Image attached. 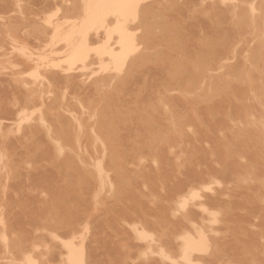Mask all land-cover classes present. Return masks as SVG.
Here are the masks:
<instances>
[{
  "label": "rangeland",
  "instance_id": "1",
  "mask_svg": "<svg viewBox=\"0 0 264 264\" xmlns=\"http://www.w3.org/2000/svg\"><path fill=\"white\" fill-rule=\"evenodd\" d=\"M6 1H8V0H4V2H5L4 3L3 0H0V5L3 6V7L0 6L1 7L0 8V100H1L0 101V119H1L0 120V165H1L0 166V217H1V221L3 220V224L0 223V226H1L0 227V237L2 238V239L0 238V248L2 246V251L0 250L1 251L0 252V264H36V263H32V262H37V261H38L37 264H67L66 258L68 257V252H69L68 251L69 250L68 245L73 244V246H74L75 244H79V242H82V243H80L81 246L75 245L74 247L80 249V247L83 246L81 249L83 251L85 250L84 251L85 253H83V251H82L83 261H85L84 264H89V263L90 264H96V263L97 264H99V263L100 264H102V263L103 264H146V263H148V264H153V263L154 264L155 263L156 264H165V263L176 264V263H178L179 264V262H180V264H185L186 260L183 259L182 255H181V254H183L182 250L185 246V244H184L185 241H183V243H182L180 240L181 237H178L183 233V231H184V234H182V237H183V238H181L182 240H184V235L186 237V233H188V235H190V236H193L195 234H198V236L199 235H203V236L206 235L204 237V240L206 238H207L206 240H208L207 243H206V240L204 241L205 247L203 246L200 249H198L199 251L202 249L205 253L202 252V250H201L202 253L201 252L198 253L199 251L195 252V253L193 252L192 257H193L194 261H196L195 264H199V262H200V264H264V225H263L264 224V171H263V169H264V143H263L264 142V128H263L264 127V103H263V100H264L263 99L264 98V91H263L264 90V86H263L264 85V73H263L264 72V68H263L264 67V60L263 59L264 58H263V56H264V54H262V53H264V25H263L264 24V13H261V12H264V0H263V2H262V0H255V2H253L254 0H252V1L251 0H232V2L230 0L231 3L229 2V0H227V1L224 0L225 2L222 0L221 1L220 0H197V2H195V0H187V2L185 0H170V1L169 0H145V2L140 6V9H139V19L136 22H132V24H130V29H131L132 33L134 35L136 34L135 36H137V38H138L137 41H138V49L139 50L136 51L134 56L132 54V56H130L129 59H127L128 61L125 60V62H124L125 65L122 66L121 69H119V70H122L124 68L121 71L122 73H119L120 71L116 70L114 68H109L108 69L109 71L104 70L102 68V63L97 58L98 56L95 57L96 54L94 51H91L92 54H90V59L88 60V62L86 63L85 66H81L80 64L76 65V67H75V65L70 66L65 59L66 58V52H64V51L67 48L66 43L64 41L59 40V39L55 40L54 37H53V40H51L52 39L51 34L53 36L55 34V31H54L55 26H61L62 31L66 32L69 30V27L72 26L75 22L79 23L80 20H82V18L84 16L85 0H79V1L75 0L76 3L73 0H69L70 2L68 0H45V1L44 0H29V2H28V0H11L12 2L10 0L8 2H6ZM42 1L44 2V4ZM82 1H83V3H82ZM189 1H190V4H192V5L189 4ZM39 2H41V3H39ZM72 2H74V4ZM181 2H182V4H181ZM194 2L196 5L194 4ZM7 3H8V5H7ZM148 3H149V5L151 4V6H149ZM153 3H155V4H153ZM260 3L262 4V6ZM11 4L14 6H12ZM187 4H188L189 8L191 7L190 10L185 8V7H187ZM207 4H208V6H205ZM251 4L254 7L253 10H252L253 7L251 6ZM21 5H22V7H21ZM179 5H182V6L179 7ZM39 6H41V7H39ZM59 6H60V10H59ZM69 6H72V7H69ZM215 6H216V8H215ZM249 6H251L252 8H250ZM24 7H25V10H24ZM28 7H30V8H28ZM36 7H38L39 9ZM161 7H162V9H161ZM181 7H183V8H181ZM47 8L49 10H51V9L52 10L49 12ZM149 8L151 9L150 10L151 12H149ZM154 8H156V9L154 10ZM209 8H210V10H209ZM255 8L258 10H256ZM261 8H262V10H261ZM147 9H148V11H147ZM160 9H161V11H160ZM176 9H177V12H176ZM182 9H186V10H182ZM218 9H219V11H218ZM61 10H62V12H61ZM168 10L170 11V13ZM173 10H174V12H173ZM220 10H221V12H220ZM237 10L238 11L241 10V11L238 12ZM249 10H251V12ZM159 11H160V14H159ZM236 11H237V13H236ZM227 12H228V14H227ZM241 12H242V14H241ZM26 13H29L32 15H29ZM64 13H67V14L64 15ZM184 13H185V17H186L185 20H184ZM47 14H49V15H47ZM169 14H172V15H169ZM225 14H227V15H225ZM38 15H40V16H38ZM167 15H169V16H167ZM222 15H223V18L221 17ZM239 15L240 16L246 15L247 17L246 16L240 17ZM182 16H183V18H181ZM261 16H262V18H261ZM76 17L78 19L77 21H75ZM142 17L144 20L142 19ZM170 17L173 20L170 19L168 21V19ZM16 18L18 20H20L21 23H20V21H17ZM203 18H204V20H206V22H204V20H202ZM33 19H35L36 21H34ZM198 19H199V21H197ZM221 19H224L225 22L223 20L221 21ZM241 20H243V21H241ZM261 20H262V22H260ZM192 21H193L194 25H193ZM244 21H245V23H244ZM38 22L41 25H38L37 24ZM114 22H115L114 18L110 17L108 19L107 26H113ZM187 22H189V23H187ZM202 22L205 24H203ZM34 23H36L37 25L36 24L34 25ZM196 23L198 24V27L195 26ZM258 23H259V25H258ZM46 24H48L50 26H48ZM8 25H10V26H8ZM15 25H17V26H15ZM42 25H43V27H42ZM167 25H168V27H167ZM186 25H187V28L189 30L191 28H193V29L196 28L195 29L196 33H195V31H193V29H192V33H191V30L189 33H187L188 29L185 28ZM189 25H190V27H189ZM192 25H193V27H192ZM205 25H207V26H205ZM240 25H241V27H240ZM244 25H245V27H244ZM28 26H29V28H28ZM220 26L223 28H219ZM208 27H209V29H208ZM213 27H215V29ZM217 27H218V29H217ZM225 27H227V28H225ZM228 27H230V28H228ZM2 29H3V31H2ZM203 29L205 30V32ZM211 29L213 30L214 34L212 33ZM231 29H233L234 31ZM104 31H106V30H101V33H100L101 36L99 38L95 37V35L93 36V38L91 37L90 43H91L92 47L103 42V39L106 36V32L103 33ZM200 31H201V33H200ZM215 32H217L218 34L216 33L217 34L216 35ZM256 32H257V34H256ZM204 33L206 34V36ZM190 34H192V35H190ZM182 35H184V38H182ZM207 35H209V36H207ZM218 36H219V38H218ZM220 36H221V38H220ZM191 37H193V38H191ZM232 37L235 39H233ZM179 38H181L182 40H180ZM217 38H218V40H216ZM189 39H191V40H189ZM192 39H195V41H197L196 44H194L195 41L194 40L192 41ZM209 39H211V40H209ZM246 39H247V41H246ZM184 40L186 41V43ZM57 41H60V43H58ZM209 41H211V42H209ZM7 42H8V44H7ZM41 42H43V43H41ZM114 42H115V39H114L113 43ZM180 42H182V43L184 42V43L182 44ZM201 42H203L202 45L204 47L203 46L201 47ZM221 43H224V44L221 45ZM52 44H54V45H52ZM186 44H187V47H186ZM55 45L57 47H55ZM139 45H141V47ZM227 45H229V46H227ZM232 45H235V46H232ZM245 45H246V47H245ZM176 47L178 50L176 49ZM217 47H219V48H217ZM222 47L223 48L225 47V48L223 49ZM227 47L228 48L230 47L231 50L228 49ZM184 48H185V50H184ZM226 48H227V51L229 50L228 52L225 51ZM257 48L259 51L257 50ZM179 49H181V50L179 51ZM200 49L201 50L203 49L202 52L200 51ZM215 49H216V51H214ZM61 50L63 51L62 53H60ZM182 50L184 51V53ZM193 51L196 53H194ZM206 52H208V54H205V56H203L204 53H206ZM235 52H237V54ZM252 52H254L253 55H252ZM200 53H202V54H200ZM215 53L217 56L211 55V54H215ZM166 54H168V55H166ZM187 54H189V55L192 54V55H194V57L192 58V56L191 57L189 55L187 56ZM255 54H257V55H255ZM170 55L173 56L174 59ZM180 55H182V56H180ZM224 55L226 56L225 59H224ZM154 56H156V57H154ZM199 56L201 59L199 58ZM255 56L256 57L259 56V57L256 59ZM167 57H168V59H167ZM181 57H183V58H181ZM221 57L223 60L221 59ZM161 58H163V59L161 60ZM171 58L174 60V62L172 61ZM215 58H216V60H215ZM261 58H263V59L261 60ZM164 59H165V61H164ZM183 59H184V61H183ZM191 59H193V60H191ZM209 59L211 62L206 61ZM242 59H243V61H242ZM258 59H260V60H258ZM175 60H176V62H175ZM187 60H188L189 64L187 63ZM41 61H43V63ZM51 61H53L55 64L54 63L52 64ZM182 61L184 64L182 63ZM216 61H219V62L215 63ZM162 62H164V64L166 62V64L164 65ZM205 62H207V63L205 64ZM201 63L202 64L204 63V64L201 66ZM214 63H215V65H214ZM235 63H236V65H235ZM47 64H48V66H47ZM89 64H90V66H89ZM167 64H168V67H167ZM9 65H10V67H9ZM52 65H54V66L56 65L55 66L56 68ZM171 65H173L174 67ZM198 65H199V67H198ZM211 65H212V67H214V69H213V71H211V70L208 71L207 68ZM97 66H99V67H97ZM164 66H165V68H164ZM144 67H145V69H144ZM183 67H185V68L183 69ZM256 67L258 69H256ZM98 68H99V71H97ZM132 68H134V69H132ZM181 68H182V70L178 71V69H181ZM200 68H201V70H200ZM110 69L113 70L114 72L112 71L113 72L112 73ZM187 69H188V71H187ZM225 69H227V70L225 71ZM229 69L232 71H230ZM75 70H76V72H75ZM87 70H89V71H87ZM184 70L186 71V73H184L185 72ZM252 70L254 71V73H252ZM95 71H97L99 74L95 73ZM197 71H198V73H197ZM228 71H230V72H228ZM93 72L96 74V76H94ZM148 72H149V74H146ZM176 72H177V74H176ZM199 72H200V74H199ZM239 72H240V74H239ZM8 73H10V74H8ZM53 73H55V74H53ZM140 73H141V76H140ZM223 73L224 74L227 73V74L224 76ZM137 74H138V76H137ZM210 74H212V77L210 76ZM237 74H238V76H237ZM7 75H9V76H7ZM38 75H40L39 77L40 78L42 77V79L45 77V79H44L45 81L41 80L39 77L37 78ZM144 75H146V76H144ZM180 75L183 77H180ZM196 75L198 76V78ZM83 76H84V79H83ZM169 76H171V77H169ZM173 76H175V77H173ZM221 76L224 78V80L222 79ZM140 77H143V78H140ZM167 77H169L170 79H168ZM172 77H173V79H172ZM177 77L179 79H177ZM220 77H221V79H220ZM47 78H49L50 80ZM185 78L186 79L188 78V79L186 80ZM250 78H252V79H250ZM36 79H37V81H35ZM139 79H140V82H139ZM239 79H242V81H240ZM125 80H127V81H125ZM212 80H214V81H212ZM220 80L223 82H221ZM197 81H198V83H196ZM199 81H201V82H199ZM208 81H209V83H208ZM215 81H217V83H214ZM227 81H228V83H227ZM257 81H259L258 82L259 84L257 83ZM262 81H263V83H262ZM42 82H43V84H42ZM127 82L128 83L130 82L129 83L130 86L127 85L128 84ZM141 82H142V84H141ZM179 82H182V83H179ZM245 82H246V84H245ZM1 83H3V84H1ZM64 83H66V84H64ZM154 83H156V84H154ZM205 83H207V84H205ZM184 84H185V86H184ZM13 85H14V87L16 86V88L18 87L17 90H16V88H13ZM161 85H163V86L161 87ZM193 85L197 88L193 87ZM241 85L244 87V89L242 88ZM248 85H250V86H248ZM123 86H125L126 89L123 88ZM142 86L144 88H142ZM259 86H260V88H259ZM71 87H72V89H71ZM77 87H78V89H77ZM116 87H117V89H116ZM157 87H158V89H157ZM132 88H135V89L131 90ZM171 88L174 90H172ZM230 88H231V90H230ZM252 88L254 90H252ZM168 89H170V91ZM14 90H16L17 92ZM20 90H22V91L20 92ZM87 90H89V91L87 92ZM103 90H105V92ZM136 90H137V92H136ZM145 90H147V91H145ZM248 90H250V91L252 90V91L249 92ZM83 91H86V92L83 93ZM126 91H127V93L129 92L128 95H127ZM130 91H131V93H130ZM150 91H151V93H150ZM224 92L226 93V95L224 94ZM21 93L23 94V98H22ZM60 93H61V95H60ZM68 93L72 96H70ZM77 93H80V96ZM104 93H105V95H103ZM141 93H143V94H141ZM228 93H229V95H228ZM5 94H7L8 96ZM84 94H86L87 96ZM165 94H166V96H165ZM9 95H11L12 97H9ZM167 95H168V97H167ZM172 95H173V97H172ZM244 95H245V97H247V99L244 98ZM247 95L250 97H248ZM65 96H66V98H65ZM89 96L90 97L92 96L94 98V100L92 98H90ZM106 96L108 97V102H107ZM110 96L112 97V99H109ZM222 96H226V97H222ZM62 97H64L65 100H63ZM119 97H120V99H119ZM154 97L157 99H154ZM130 98H131V100H130ZM138 98H139V100H138ZM169 98L172 101L171 100L169 101ZM8 99L11 101H8ZM33 99H34V101H33ZM127 99H129V101ZM217 99H219V100H217ZM245 99H246V102H245ZM58 100H59V102H58ZM94 101H96V102H94ZM123 101H124V103H123ZM140 101H141V103H140ZM105 102H106V104H105ZM157 102L160 103V105H162L163 108H161L162 106L160 107V105ZM171 102H173V104ZM189 102L190 103L193 102V103L191 105H189ZM40 103H41V105H40ZM59 103H60V105H59ZM111 103H113V104L110 105ZM136 103L140 106H138ZM186 103H188V104H186ZM200 103H202V104H200ZM242 103H244L243 108L241 106ZM43 104H46V105L43 106ZM128 104H129V106H128ZM2 105H3V107H2ZM116 105H118V106H116ZM123 105H124V107H123ZM51 106H53V107L49 108ZM80 106H83V107L81 108ZM104 106H105V108H104ZM119 106H121V107H119ZM144 106L146 109L144 108ZM176 106H178V108ZM186 106H187V108H189L188 110H187ZM198 106H200L201 109H199ZM39 107L40 108L42 107V108L40 109ZM130 107H132V108L134 107L133 110H131L132 108H130ZM137 107H139V108H137ZM175 107H176L177 111L175 110ZM190 107H192V108H190ZM228 107H229V109H228ZM37 108H39L40 111L36 110ZM196 108H198V109H196ZM250 108H251V110H250ZM18 109L21 111H18ZM53 109H56V110H53ZM139 109H140V111H139ZM157 109H158V112L156 113ZM160 109H162L161 115H160V113H161ZM185 109L187 110V113H186ZM244 109L247 111V113ZM30 110H31V113H30ZM77 110H79V111H77ZM85 110H88V112ZM130 110H131V112H130ZM189 110H191V112ZM199 110H200V112H199ZM41 111H42V113H41ZM120 111H121V113H120ZM23 112H25V113L28 112V114H24ZM32 112L35 115L31 116L30 114H32ZM44 112L47 115H45ZM107 112H110V113H108V115H107ZM150 112H151V114H150ZM55 113H56V115H55ZM59 113H61V114H59ZM147 113H149V114H147ZM243 113H245V115ZM41 114H42V116H41ZM69 114H71V115H69ZM74 114L76 115V117ZM154 114H155V116H154ZM216 114H218V115H216ZM253 114H254V116H253ZM29 115H30V117H29ZM37 115H39V116H37ZM152 115L154 116V118ZM172 115H174V116H172ZM212 115H213V117H212ZM15 116L16 117L19 116V118H16ZM22 116H24L26 119V121H24V123H23L24 117H22ZM151 116H152V118H151ZM158 116L160 117L159 118L160 120L158 119ZM236 116H240L239 119L236 118ZM31 117H32V119H31ZM50 117H52V118H50ZM92 117H97V118H92ZM104 117H106V118H104ZM120 117H123V118H120ZM155 117H156V119H155ZM170 117L171 118L174 117V118L171 119ZM189 117L191 119L193 118V120L187 121L188 119H185V118H189ZM231 117H232V119H231ZM22 118H23V120H22ZM29 118H30V120H29ZM73 118H75V119L78 118V120H76V121H77V123H81V125L80 124L78 125L77 123H75L74 122L75 120ZM40 119H41V122H39ZM61 119H63V120H61ZM120 119H122V120H120ZM144 119L146 120L145 122H144ZM42 120L45 121L44 123H45V125L47 124L46 126L45 125L42 126V124H41V123H43ZM101 120H103L104 122H102ZM116 120L119 122L118 124H120V125L117 126ZM158 120H159V122H158ZM183 120H186V121H184L185 122L184 124H182ZM19 121H20V124H17ZM28 121H30V122L28 123ZM61 121H62V123H61ZM124 121H126V122L124 123ZM151 121L153 124L151 123ZM149 122H150V124H149ZM188 122H190V123H188ZM193 122H194V124H193ZM65 123H67V126ZM143 123L148 127L144 126ZM187 123H188V125H187ZM195 123L198 124V127L200 129H198V127ZM21 124H22V126H21ZM124 124L127 126H124ZM133 124H134V126H133ZM185 124H186V126H185ZM18 125L20 126L19 128H21V130L18 129L20 132L17 131ZM141 125H143L144 127ZM149 125H151V126L154 125L155 127L154 126L151 127ZM183 125L185 126L186 129L184 128ZM214 125H216V126H214ZM24 126H26V128ZM79 126L82 129H80ZM158 126H160V127H158ZM113 127H115V128H113ZM122 127H123L124 131H123ZM230 127H231V129H230ZM253 127L255 128V130ZM2 128H3V130L4 129L5 130L3 131ZM67 128H69V129H67ZM92 128L94 129V131L92 130ZM148 128H150V129H148ZM157 128H158V130H157ZM161 128H162V130H160ZM166 128H168L169 130ZM188 128L191 130L189 131ZM247 128L250 130H248ZM259 128H260V130H259ZM32 129L34 130V132L32 131ZM56 129H58V130H56ZM152 129H154L156 131H154V130L152 131ZM220 129L224 130V131L222 132ZM49 130L51 132H49ZM111 130L112 131L114 130V132L112 133ZM134 130H135V132H134ZM198 130H200V131H198ZM109 131L111 132V134ZM115 131L116 132L119 131L120 136L118 135V132L116 134ZM125 131H126V133H125ZM132 131L134 132L135 135L132 134L133 133ZM196 131L199 133H197ZM217 131H218V133H217ZM121 132H123V133H121ZM140 132H142V134ZM144 132H146V133L144 134ZM156 132L158 135H156ZM188 132H190V134H188ZM205 132L209 133L210 135L205 133ZM225 132H227V133H225ZM222 133H224V134H222ZM35 134H36V136H35ZM38 134L40 136H37ZM184 134H186V135L184 136ZM211 134H212V136H211ZM213 134L216 137H214ZM16 135H17V137H16ZM22 135H24V136H22ZM105 135H107V137H105ZM114 135L115 136L118 135V136L114 137ZM142 135L145 136L143 139H142V137H143ZM147 135H148V138L146 137ZM150 135L153 137H151ZM50 136H51V138H50ZM229 136H232V137H229ZM33 138L34 139L36 138V140H34ZM115 138H117V139H115ZM186 138H187L188 142L186 141ZM192 138L194 139V142H193ZM196 138L197 139L200 138V139L197 141ZM216 138L221 139L224 142L223 143L220 142L221 140L217 141ZM231 138H232V140H231ZM131 139H132V141H131ZM145 139H146V142L144 141ZM165 139L168 141H166ZM53 140H55L56 142L53 143ZM104 140H105V142H104ZM136 140L138 142H140V144ZM163 140H165V142H168V143L167 144L163 143L162 142ZM179 140H181V141H179ZM233 140H234V142H233L234 145L232 144ZM19 141L21 142V144ZM200 141H202V146H201ZM9 142H11L10 144H12V145H10ZM30 142H31V145L29 144ZM58 142L60 143V145H58ZM77 142L80 145L81 152L79 150V145ZM114 142H116V143H114ZM128 142H131V143L128 144ZM134 142H136V143H134ZM15 143H16V146L13 145ZM33 143H35V145ZM43 143H44V145H42ZM161 143H163V145L166 144L167 146L166 145H164V147H163V145L159 146V144L161 145ZM183 143L185 145H183ZM47 144H48L49 148H48ZM115 144H116V146H114ZM142 144H143V146H142ZM169 144L172 146H170ZM215 144L218 147V148L216 147L217 149L215 148ZM219 144H220V147H219ZM28 145H30L29 146L30 148H28ZM57 145L61 146L60 151L58 149L60 147H58ZM119 145H121V146H119ZM137 145H138V147H137ZM190 145H191V149H190ZM198 145L201 148L200 151L198 150L199 149ZM212 145L217 151L214 148H212ZM112 146H114V147H112ZM203 146H204V149H202ZM15 147H17V149ZM19 147H20V149H19ZM123 147H124L125 151L123 150ZM14 148L16 150H13ZM43 148H45V149H43ZM159 148H160V151L158 150ZM35 149H36V152H35ZM42 149L46 154L42 151ZM85 149L87 152L85 151ZM163 149L164 150L167 149V151H164ZM170 149H171V151H170ZM18 150H20V151H18ZM21 150L24 152H22ZM45 150H47V151H45ZM207 150H209V151L207 152ZM50 151H52L53 153H50ZM220 151H222V152H220ZM37 152H39V153L43 152L44 154L41 153L42 155L40 154L41 155L40 156L39 154H37ZM47 152H49V153H47ZM128 152L130 153V155ZM153 152H154V155H153ZM201 152L204 154L202 155ZM216 152H218V153H216ZM103 153L106 154L104 159L102 157ZM132 153H134V154L132 155ZM188 153H189V155H188ZM205 153H206V155H205ZM215 153H216V157H215ZM160 154H162L161 157H159ZM194 154H195V156H194ZM1 155H2V158H1ZM23 155H24V157H23ZM43 155L44 156L46 155V156L44 157ZM196 155H198L199 157L196 158ZM204 155H205V157L203 158L202 156H204ZM221 155H223V156L221 157ZM133 156H136L135 160H134ZM217 156H219V159ZM21 157L23 158L22 160H20ZM41 157L43 160L41 159ZM121 157L123 159L125 158V161ZM171 157H172V159H171ZM200 157H201V159L206 160L207 162L201 160ZM30 158H31V160H30ZM37 158H38V161H37ZM161 158H163V159H161ZM183 158H186V159H183ZM1 159H2V161H1ZM72 159H74V160H72ZM137 159H138V161H137ZM181 159H182V161H181ZM194 159H196V160L200 159L199 164L196 163L197 161L194 162ZM217 159H218V161H217ZM222 159H223V161H221ZM44 160H46V161H44ZM98 160H100V161H98ZM236 160H238V161H236ZM34 161H36V162H34ZM102 161L104 163H102ZM213 161H215V162H213ZM17 162H18V164H17ZM98 162L101 163L100 164V165H102L101 168H99L100 165ZM105 162H106V166H105ZM147 162H149L148 163L149 166H148ZM163 162L164 163L166 162V163L162 164ZM172 162H174V163H172ZM205 162H206V165L208 163L207 168H206ZM233 162H234V164L237 162L238 163L232 167L233 164H231V163H233ZM72 163H74V164H72ZM218 163L223 164V165H219ZM22 164H24V165H22ZM121 164L123 166H120ZM134 164H137V165H134ZM161 164L165 165V167L161 166ZM212 164L214 165L216 170H214V167L212 166ZM14 165L16 167H14ZM145 165L148 167H145ZM171 165H173L176 170H174V167H172ZM20 166H22V167L20 168ZM43 166H46L47 169L44 168ZM78 166H79V168H78ZM150 166H152V167H150ZM158 166H159V168H158ZM168 166H169V169H168ZM225 166L228 168H226ZM103 167H104V169H103ZM105 167H108V169ZM188 167H190L191 169ZM193 167H194V169H192ZM201 167H202V169H201ZM97 168L100 169L98 171H100L99 173L101 175H99L98 171H96ZM125 168H127V169H125ZM195 168H197V170H195ZM229 168H231L230 171H229ZM78 169L80 171H78ZM81 169H82V171H81ZM101 169H103L102 170L103 174L101 173ZM123 169H125V171L126 170H128V171L124 172ZM160 169H163V170H160ZM19 170H22V171L19 172ZM40 170H42L43 172H41ZM134 170H135V172H134ZM148 170H150V171L148 172ZM153 170H154V173H153ZM166 170L168 173L166 172ZM179 170L181 171L182 174L180 173ZM191 170L194 174L191 172ZM193 170H195V171H193ZM213 170L215 171L214 173H213ZM217 170H218V172H217ZM32 171H34V172L32 173ZM38 171H40V172H38ZM45 171L48 172V173H46L47 177H45V175H46ZM200 171H202L203 174ZM35 172H36V174H35ZM51 172H52V174H50ZM144 172H145V174H144ZM225 172H228L229 174H226ZM261 172L263 174H261ZM16 173L17 174L19 173L18 176ZM53 173H56L57 177ZM68 173H69V175H68ZM146 173H148V175ZM158 173H159V175H158ZM185 173L187 174V176L184 175ZM191 173H192L193 177H195V178L197 177V179L193 178L194 179L193 182H192V176L190 175ZM27 174H28V176H27ZM37 174L40 176L39 178H37V176H38ZM77 174H78V176H77ZM131 174H133V175H131ZM175 174H177V176ZM49 175L52 178V180H50V181H49ZM98 175L100 177L102 175H104V180H106V182L103 180V176H102V181H101L102 184H100L101 178L98 177ZM130 175L132 176V180H131ZM162 175H164V176H162ZM194 175H196V176H194ZM13 176H16V177L13 178ZM109 176H110V178H109ZM178 176H180V178L182 180V184H183V181L184 182L187 181V182H185V185L184 184L181 185V182H180V179ZM189 176H190V178H189ZM220 176H221V179H220ZM41 177L45 178V179H42ZM82 177H84V178H82ZM121 177H124V178L122 179ZM227 177H229V178H227ZM72 178H74V179H72ZM77 178H78V180H76V182H75V179H77ZM141 178H142V180H141ZM222 178H224V180ZM54 179H55V181H54ZM69 179H71V180L69 181ZM143 179L144 180L146 179V181L144 182ZM203 179L204 180L207 179V180H205L206 183H203L204 182ZM18 180H20L19 181L20 183H18L19 185H17ZM29 180H31V182ZM82 180L84 181V183L82 182ZM118 180H119V182H118ZM159 180L161 181V183ZM178 180L180 183L177 182ZM188 180H190L191 182L189 181V183H188ZM198 180H199V182L197 183ZM214 180H217L218 183L217 182L215 183ZM14 181L16 182V184H13V183H15ZM175 181L177 184L175 183ZM22 182L24 185L22 184ZM71 182L73 184H71ZM81 182H82V184H81ZM123 182L125 183V186H124ZM134 182H136V183H134ZM213 182H214V184H213ZM11 183L13 184L12 186H14V187L9 188V186H10L9 184H11ZM106 183H108V185ZM178 183L180 185L179 187H178ZM110 184H111V186H110ZM126 184H127V186H126ZM15 185H17V186H15ZM27 185H28V187H27ZM46 185H48L49 187H47ZM63 185H65L64 186L65 188L62 187ZM159 185H160V187H158ZM165 185H166V187H164ZM194 185H195V187H193ZM231 185H233V186H231ZM18 186H19V188H18ZM103 186H105V190L103 188V191H102V189L100 187H103ZM132 186H133V188H132ZM154 186L156 189L154 188ZM203 186H204V188L201 189V187H203ZM208 186H210V187L208 188ZM245 186H246V188H245ZM15 187H17L19 190H16L17 188H15ZM55 187L58 190H56ZM134 187H136V188H134ZM43 188L44 189L46 188V189L44 190ZM98 188H100L101 192H103V193L99 192L100 189H98ZM125 188H126V190H125ZM147 188H149V189H147ZM255 188H256V192L254 190ZM242 189H243V191H242ZM148 190H150V192ZM197 190H199V192ZM223 190L225 191V193ZM38 191H41V192H38ZM49 191H50V193H48ZM110 191H111V194H110ZM112 191H113V193H112ZM131 191H132V194H131ZM151 191L152 192L154 191V192L152 193ZM190 191H191V195L189 193ZM210 191H211V193H210ZM244 191H245V194H244ZM18 192H19V194H18ZM53 192L55 194H52ZM125 192H128V193H125ZM99 193H101V194H99ZM162 193L163 194L167 193V195H163ZM198 193H199V196H197ZM246 193L248 194V196ZM20 194H22L21 198H20L21 200L19 199ZM146 194H147V196H146ZM158 194H160V195H158ZM187 194H188V196H187ZM236 194L239 196H237ZM249 194H251V195H249ZM9 195L11 196V198L9 197ZM95 195L98 196V197H96V200H94ZM193 195H194V197H193ZM195 195L197 198H200V199H196ZM234 195H236V196H234ZM27 196L29 199L27 198ZM34 196H36V197H34ZM38 196H40L39 198L42 199L41 201L37 200ZM69 196L71 197V199ZM72 196L74 197V199ZM120 196L125 197V198H122ZM126 196L128 198H126ZM8 197L11 200H9ZM23 197H25V198H23ZM30 197L31 198L34 197V198L30 199ZM76 197H78L79 199L77 200ZM131 197H132V199H131ZM180 197H184V199L182 198V200H181ZM189 197H193L195 199L192 200V198H189ZM22 198H23V200H22ZM35 198H36V202H35V200H33ZM61 198H62L63 202H62ZM133 198L135 199L134 200L135 202L133 201ZM186 198H188V199H186ZM12 199L15 201V206H12V204L14 205V202H12L13 201ZM48 199H49V201H48ZM59 200H61V201H59ZM105 200H107V202H109V203H107ZM129 200H131V201H129ZM187 200H189V201L186 203L185 201H187ZM75 201H77V202H75ZM113 201H115V203H113ZM179 201H180V205L184 206L185 209L184 208L179 209V207L180 208L182 207V206L178 205ZM27 202H28V204L25 205ZM73 202L76 204H74ZM131 202L135 203V205L133 204V206H132ZM195 202H197V204ZM141 203L144 204L143 205L144 207L143 206L141 207V205H142ZM33 204H36V205H33ZM115 204H116V206H115ZM129 204H130V207H129ZM28 205L30 207H28ZM110 205H111V207H110ZM25 206L28 207L27 210H26ZM31 206H33V207H31ZM80 206H83V207H80ZM84 206H85L86 210H84ZM112 206H113V208H112ZM126 206L129 208H127ZM198 206H203V208H200L201 211H200V209H198ZM232 206H233V208H231ZM45 207L47 209H49L50 211L47 210ZM78 207H80V209ZM120 207H121V210H120ZM251 207H252V209H251ZM255 207H257V208H255ZM68 208H70V209H68ZM99 208L102 209L103 211L99 210ZM122 208L123 209L125 208L123 210V212L126 215L125 214L123 215ZM144 208L147 210V213H146V210ZM150 208H152V209H150ZM30 209H32V210H30ZM73 209H74V211L71 212V210H73ZM107 209H109V210H107ZM148 209L150 210V212H148ZM155 209H156V211H155ZM204 209L207 211H205ZM254 209L257 211H255ZM19 210H20V213L18 214ZM22 210H25V211L22 212ZM33 210H34V213L32 214ZM46 210H47V214H46ZM75 210H76V212H75ZM125 210H126V212H125ZM127 210H128V212H127ZM151 210H153L154 212H151ZM174 210H176V211H174ZM10 211H12V212L10 213ZM110 211H111V213H110ZM192 211H194V212H192ZM208 211L212 212L211 215H213L215 212L214 215H216V217H214V215H213V217L216 218L215 224H213L214 222H213V220H211L212 217L209 216L210 212L208 213ZM103 212H104V215H103ZM129 212H130V214H129ZM197 212H199L200 214ZM22 213H24V214H22ZM42 213H44V214H42ZM79 213H81V214H79ZM153 213H154V215H152ZM3 214H4V216L2 217ZM21 214L24 217H20ZM34 214H35V216H34ZM39 214H40V216H39ZM131 214H133V215H131ZM155 214H156V216H155ZM157 214H158V216H157ZM207 214H209V215L207 216ZM17 215H18V217H17ZM75 215H77L79 217L77 218V216H75ZM108 215H110V216H108ZM127 215L131 216V218L128 217ZM28 216H29V218H28ZM32 216H34V217H32ZM65 216H66V219H65ZM125 216H126V218H125ZM248 216H249V218H248ZM11 217H12V219L17 218L18 221L16 220V222H15V220H13L14 223H16V225L13 222H11L12 221ZM54 217H56V218L54 219ZM67 217H69V218H67ZM71 217L73 219H71ZM30 218H32V220L33 219L34 220L31 221ZM60 218H61V221H63V222H61L59 220ZM122 218H124V219H122ZM195 218H196V220H195ZM243 218H245V220L248 219V221L247 220L245 221ZM57 219L59 221H56ZM68 219H69V221H68ZM96 219H97V221H95ZM207 219H210L212 221V224H210L211 221H210V223H208L209 220L207 221ZM22 220H25L24 221L25 223ZM79 220H82V221H79ZM102 220H104V221H102ZM116 220H117V222H116ZM202 220H204V222H203L204 227H202L203 226ZM257 220L260 222V224L262 226H259L260 224H258V226L255 225V224L259 223ZM260 220H263V221H260ZM20 221H21V223H20ZM37 221H39V222H37ZM200 221H201V223H200ZM214 221H215V219H214ZM249 221H251L252 223ZM261 222H263V224ZM31 223H32V225H31ZM53 223L55 224V227H54ZM64 223H67V224L64 225ZM93 223H94V225H92ZM150 223H151L152 227L149 226ZM193 223L195 225H193ZM17 224H20V225H17ZM68 224H70V226ZM84 224H86V225L84 226ZM110 224H113V225L111 226ZM21 225H22V227H21ZM47 225H48V227H47ZM131 225L133 228L129 227ZM186 225L189 228H187ZM10 226H11V228H10ZM24 226L27 228L28 233L26 232V230H24V228H25ZM40 226H42V227H40ZM58 226H60V227H58ZM199 226H201L200 231L198 230ZM13 227H14V229H13ZM56 227L59 228L58 229L59 231L57 230ZM65 227H66V229H68V228L69 229L64 230L63 228H65ZM85 227L88 229V231H85V229H86ZM167 227L170 229H168ZM177 227H178V229H177ZM193 227H194V229H197L200 232V234L196 230H195L196 233L194 234ZM8 228H10V229H8ZM18 228H20V229H18ZM125 228H127L128 230L130 229L129 231L131 233L129 232L130 233V234L128 233L129 235L127 234L128 230ZM134 228L137 230H135ZM149 228H152V229L150 230ZM157 228H159V229H157ZM83 229H84V232H83ZM106 229H107V231H110V233L107 232ZM132 229H134L138 233L137 232L133 233L135 231L134 230L132 231ZM142 229H143V231H142ZM179 229L181 231H179ZM202 229H203V232H201ZM53 230H57V231H53ZM121 230H125L126 233L124 231H121ZM256 230L258 232H256ZM24 231H25V233H24ZM30 231H32V232H30ZM76 231H77V233H76ZM118 231H119V233H118ZM144 231H145V235H144ZM176 231L178 232L177 234H176ZM204 231L206 232V234ZM7 232H9V233H7ZM52 232H54V233H52ZM87 232H88V234H87ZM2 233H5V234H2ZM26 233L27 234L31 233V235L30 234L26 235ZM120 233H122V234H120ZM123 233H125V234H123ZM53 234L54 235L57 234V235H55V237L59 236V237H61V239H59V237L55 238ZM81 234L85 235V237L83 238L84 244H83V240L81 241V239H80ZM98 234H100L101 238ZM106 234H107V236L105 237L104 235H106ZM138 234H140V236L142 235L143 237H145V238L142 237L143 239H146V240L148 239L147 242L145 240H143L141 237H139ZM249 234H250V236H249ZM2 235L5 237L7 236L6 238H4V239L8 240V241L6 240L7 242L5 240H3ZM24 235H26V238H24L25 237ZM90 235L92 236V239H91ZM146 235H147V237H146ZM27 236L28 237L31 236V237L28 238ZM32 236H35L34 239ZM39 236H40V238H39ZM43 236H45V237H43ZM72 236L76 238V240L73 239L74 243L72 240H71L72 242L70 240H67V241L65 240V239L73 238ZM110 236L114 239H112ZM136 236H138V240H137ZM18 237H19V239H18ZM102 237L107 238V239L103 240ZM175 237H177L179 239H176ZM193 237H196V235ZM35 238H37V239H35ZM78 238H79V240H77ZM81 238H82V236H81ZM85 238H86V240H85ZM95 238H96V241H95ZM108 238L109 239L111 238L112 240L111 239L109 240ZM139 238H141L143 241H141V239L139 241ZM23 239H25L26 241ZM27 239H30V240L27 241ZM89 239H90V241H89ZM98 239H101V241ZM62 240H63L64 245L67 242H71V244L67 243L68 249H67L66 245L63 246V244H61ZM117 240H118V243H120V244H117ZM166 240H168V241H166ZM4 241H5V243H4ZM40 241H41V243H40ZM150 241H151V243H149ZM15 242L17 244L13 245ZM111 242H112V244H110ZM161 242H163V243H161ZM166 242H167V244H166ZM3 243L5 244V246ZM108 243H109V245H108ZM172 243H173L174 247L171 246ZM85 244H86V246H85ZM139 244H140V246H139ZM181 244H182V246H181ZM113 245L116 246L115 247L116 249L114 248ZM25 246H29V247H25ZM109 246H111L112 248L111 247H110L111 249L108 248ZM179 246H180V248L181 247H183V248L180 249ZM172 247H173V249H171ZM27 248H28V250L26 251ZM30 248H31V250H29ZM37 248H39V249H37ZM97 248H98V250H97ZM106 248H108L110 250V252L112 250H114V251L111 252L112 254H109L110 252H108L109 250ZM150 248H151V250H150ZM146 249L148 250V252ZM86 250H87V253H86ZM161 250L164 251L165 253L162 252ZM44 251L46 252L45 254H43ZM95 251H98V252H96V254H95L94 253ZM100 251L101 252L103 251L101 255H100V253H101ZM115 251H117V253ZM149 251H152L155 254H153V253L150 254ZM17 252H18V254H17ZM104 252L106 254H104ZM141 252L142 253L144 252L143 254L146 257H143V254H139ZM159 252L163 256L167 253L170 255V257H168L169 255L166 254L163 258L160 255L161 256V258H160V256L157 255ZM10 253H12V254H10ZM34 253H35V255H34ZM83 254H85V255H83ZM64 255H67V257ZM97 255L100 256V258ZM110 255L112 256V258ZM203 255H205V256H203ZM61 256H62V258H61ZM101 256L108 258V262H106L107 261L106 258H104V259L102 258L104 261L103 262L101 259ZM31 257L33 260L31 259ZM84 257H85V260H84ZM117 257H118V260H117ZM154 257L156 258V260ZM165 257L166 258L168 257L170 261H168V258L166 259ZM177 257L179 260L177 259ZM239 257H240V259H239ZM170 258H174V259L172 260ZM206 258H208V260ZM210 258H212V259L210 260ZM163 259H165V260H163ZM176 259L178 262L175 261ZM203 259H204V261H203ZM20 261H22V263ZM186 264H188V263L186 262Z\"/></svg>",
  "mask_w": 264,
  "mask_h": 264
},
{
  "label": "bare ground",
  "instance_id": "2",
  "mask_svg": "<svg viewBox=\"0 0 264 264\" xmlns=\"http://www.w3.org/2000/svg\"><path fill=\"white\" fill-rule=\"evenodd\" d=\"M8 1H9V0H8ZM8 1H6V2H8ZM10 1H11V0H10ZM44 1H45V0H44ZM68 1H69V0H68ZM73 1H75V0H73ZM76 1H77V0H76ZM76 1H75V3H76ZM78 1H79V0H78ZM169 1H170V0H169ZM185 1L187 2V0H185ZM185 1H184V2H185ZM220 1H221V0H220ZM222 1H224V0H222ZM226 1H227V0H226ZM251 1H252V0H251ZM251 1H250V2H251ZM3 2H4V0H3ZM11 2H12V1H11ZM11 2H10V3H11ZM28 2H29V0H28ZM42 2H43V1H42ZM69 2H70V1H69ZM69 2H68V3H69ZM144 2H145V0H85V3H84V16H83L82 20H80L79 23H78V22H77V23L75 22L72 26L69 27V30L66 31V32L62 31L61 26H55V30H54V31H55V34H54V36L51 34V36H52V39H51V40H53V37H54L55 40H56V39H57V40L59 39V40L64 41V42L66 43V47H67V48H66L65 51H64V52H66V58H65V59H66V61L68 62V64H69L70 66H74V65H75V67H76V65H78V64H80L81 66H85L86 63L88 62V60L90 59V54H92L91 51H94L95 54H96L95 57L98 56L97 58H98V59L100 60V62L102 63V68H103L104 70L109 71V70H108L109 68H114V69H116V70H119V69L122 68V66L125 65V63H124L125 60L129 59V57L132 56V54H133V56H134V54L136 53V51L139 50V49H138V41H137L138 38H137V36H135L136 34L134 35V34L132 33V31H131V29H130V24H132V22H136V21L139 19V9H140V6H141ZM159 2H160V1H159ZM161 2H162V1H161ZM182 2H183V1H182ZM182 2H181V4H182ZM195 2H197V0H195ZM195 2H194V4H195ZM224 2H225V1H224ZM224 2H223V3H224ZM229 2H230V0H229ZM231 2H232V0H231ZM231 2H230V3H231ZM236 2H237V1H236ZM241 2H242V1H241ZM250 2H249V3H250ZM253 2H255V0H254ZM262 2H263V0H262ZM4 3H5V2H4ZM26 3H27V2H26ZM39 3H41V2H39ZM48 3H49V2H48ZM56 3H57V2H56ZM66 3H67V2H66ZM72 3L74 4V2H72ZM82 3H83V1H82ZM150 3H151V2H150ZM192 3H193V2H192ZM207 3H208V2H207ZM213 3H214V2H213ZM13 4H14V3H13ZM15 4H16V3H15ZM18 4H19V3H18ZM43 4H44V2H43ZM153 4H155V3H153ZM189 4H190V1H189ZM197 4H198V3H197ZM253 4H254V3H253ZM260 4H261V3H260ZM260 4H259V5H260ZM2 5H3V4H2ZM4 5H5V4H4ZM7 5H8V3H7ZM11 5H12V4H11ZM29 5H30V4H29ZM75 5H76V4H75ZM78 5H79V4H78ZM148 5H149V3H148ZM148 5H147V6H148ZM161 5H162V4H161ZM185 5H186V4H185ZM185 5H184V6H185ZM190 5H192V4H190ZM195 5H196V4H195ZM0 6H1V5H0ZM12 6H14V5H12ZM55 6H56V5H55ZM57 6H58V5H57ZM73 6H74V5H73ZM144 6H145V5H144ZM149 6H151V4H150ZM155 6H156V5H155ZM177 6H178V5H177ZM180 6H182V5H179V7H180ZM205 6H208V4L205 5ZM251 6L253 7L252 4H251ZM251 6H249V7L252 8ZM254 6H255V5H254ZM261 6H262V4H261ZM1 7H3V6H1ZM1 7H0V8H1ZM8 7H9V6H8ZM10 7H11V6H10ZM21 7H22V5H21ZM26 7H27V6H26ZM32 7H33V6H32ZM32 7H31V8H32ZM39 7H41V6H39ZM46 7H47V6H46ZM63 7H64V6H63ZM69 7H72V6H69ZM159 7H160V6H159ZM179 7H178V8H179ZM238 7H239V6H238ZM28 8H30V7H28ZM36 8H38V7H36ZM44 8H45V7H44ZM151 8H152V7H151ZM181 8H183V7H181ZM185 8H187V9H189V10L191 9V7H190V8L188 7V4H187V7H185ZM215 8H216V6H215ZM219 8H220V7H219ZM225 8H226V7H225ZM256 8H257V7H256ZM256 8H255V9H256ZM258 8H259V7H258ZM10 9H11V8H10ZM38 9H39V8H38ZM47 9H48V8H47ZM57 9H58V8H57ZM145 9H146V8H145ZM152 9H153V8H152ZM155 9H156V8H154V10H155ZM157 9H158V8H157ZM161 9H162V7H161ZM161 9H160V11H161ZM167 9H168V8H167ZM174 9H175V8H174ZM202 9H203V8H202ZM206 9H207V8H206ZM230 9H231V8H230ZM241 9H242V8H241ZM253 9H254V7L252 8V10H253ZM24 10H25V7H24ZM42 10H43V9H42ZM51 10H52V9H51ZM51 10L48 9L49 12H50ZM59 10H60V6H59ZM62 10H63V9H62ZM62 10H61V12H62ZM150 10H151V9L149 8V12H151ZM154 10H153V11H154ZM169 10H170V9H169ZM169 10H168V11H169ZM182 10H186V9H182ZM209 10H210V8H209ZM242 10H243V9H242ZM256 10H258V9H256ZM261 10H262V8H261ZM28 11H29V10H28ZM147 11H148V9H147ZM160 11H159V14H160ZM179 11H180V10H179ZM179 11H178V12H179ZM187 11H188V10H187ZM218 11H219V9H218ZM237 11H238V10H237ZM237 11H236V13H237ZM240 11H241V10H240ZM240 11H238V12H240ZM249 11L251 12V10H249ZM10 12H11V11H10ZM26 12H27V11H26ZM72 12H73V11H72ZM171 12H172V11H171ZM173 12H174V10H173ZM176 12H177V9H176ZM220 12H221V10H220ZM3 13H4V12H3ZM7 13H8V12H7ZM53 13H54V12H53ZM55 13H56V12H55ZM70 13H71V12H70ZM77 13H78V12H77ZM147 13H148V12H147ZM147 13H146V14H147ZM169 13H170V11H169ZM213 13H214V12H213ZM215 13H216V12H215ZM243 13H244V12H243ZM261 13H264V12H261ZM8 14H9V13H8ZM23 14H24V13H23ZM26 14H29V13H26ZM65 14H67V13H64V15H65ZM227 14H228V12H227ZM227 14H225V15H227ZM241 14H242V12H241ZM5 15H6V14H5ZM29 15H32V14H29ZM29 15H28V16H29ZM47 15H49V14H47ZM51 15H52V14H51ZM73 15H74V14H73ZM169 15H172V14H169ZM169 15H167V16H169ZM176 15H177V14H176ZM210 15H211V14H210ZM219 15H220V14H219ZM261 15H262V14H261ZM2 16H3V15H2ZM16 16H17V15H16ZM20 16H21V15H20ZM20 16H19V17H20ZM34 16H35V15H34ZM38 16H40V15H38ZM69 16H70V15H69ZM75 16H76V15H75ZM78 16H79V15H78ZM173 16H174V15H173ZM180 16H181V15H180ZM237 16H238V15H237ZM239 16H240V15H239ZM241 16H244V17H245L246 15H241ZM241 16H240V17H241ZM12 17H13V16H12ZM12 17H11V18H12ZM35 17H36V16H35ZM70 17H71V16H70ZM110 17H113V18H114V21H115V22H114V25H113V26H107V22H108V19H109ZM162 17H163V16H162ZM171 17H172V16H171ZM171 17L168 19V21H169L170 19H172ZM175 17H176V16H175ZM221 17L223 18V15H222ZM221 17H220V18H221ZM240 17H239V18H240ZM246 17H247V16H246ZM258 17H259V16H258ZM25 18H26V17H25ZM73 18H74V17H73ZM154 18H155V17H154ZM181 18H183V16H182ZM211 18H212V17H211ZM220 18H219V19H220ZM261 18H262V16H261ZM261 18H260V19H261ZM16 19H17V18H16ZM36 19H37V18H36ZM142 19H143V17H142ZM166 19H167V18H166ZM176 19H177V18H176ZM185 19H186V17H185V13H184V20H185ZM241 19H242V18H241ZM33 20L36 21L35 19H33ZM37 20H38V19H37ZM68 20H69V19H68ZM71 20H72V19H71ZM77 20H78V19H77V17H76V20H75V21H77ZM143 20H144V19H143ZM172 20H173V19H172ZM202 20H204V18H203ZM222 20L224 21V19H221V21H222ZM228 20H229V19H228ZM245 20H246V19H245ZM17 21H20V20L17 19ZM34 21H33V22H34ZM38 21H39V20H38ZM50 21H51V20H50ZM65 21H66V20H65ZM111 21H112V20H111ZM197 21H199V19H198ZM218 21H219V20H218ZM241 21H243V20H241ZM13 22H14V21H13ZM13 22H12V23H13ZM15 22H16V21H15ZM22 22H23V21H22ZM43 22H44V21H43ZM181 22H182V21H181ZM204 22H206V20H204ZM208 22H209V21H208ZM224 22H225V21H224ZM246 22H247V21H246ZM260 22H262V20H261ZM1 23H2V22H1ZM20 23H21V21H20ZM51 23H52V22H51ZM53 23H54V22H53ZM111 23H112V22H111ZM187 23H189V22H187ZM192 23H193V21H192ZM197 23H198V22H197ZM197 23H196L195 26L198 27V24H197ZM199 23H200V22H199ZM202 23H203V22H202ZM220 23H221V22H220ZM240 23H241V22H240ZM244 23H245V21H244ZM35 24H36V23H34V25H35ZM37 24H38V25H41L39 22H38ZM37 24H36V25H37ZM44 24H45V23H44ZM203 24H205V23H203ZM203 24H202V25H203ZM208 24H209V23H208ZM226 24H227V23H226ZM246 24H247V23H246ZM246 24H245V25H246ZM46 25H48V24H46ZM162 25H163V24H162ZM193 25H194V23H193ZM193 25H192V27H193ZM209 25H210V24H209ZM221 25H222V24H221ZM245 25H244V27H245ZM258 25H259V23H258ZM258 25H257V26H258ZM263 25H264V24H263ZM8 26H10V25H8ZM15 26H17V25H15ZM25 26H26V25H25ZM25 26H24V27H25ZM48 26H50V25H48ZM200 26H201V25H200ZM205 26H207V25H205ZM222 26H223V25H222ZM224 26H225V25H224ZM42 27H43V25H42ZM167 27H168V25H167ZM189 27H190V25H189ZM201 27H202V26H201ZM240 27H241V25H240ZM15 28H16V27H15ZM28 28H29V26H28ZM33 28H34V27H33ZM45 28H46V27H45ZM182 28H183V27H182ZM185 28H187V25H186ZM213 28L215 29V27H213ZM219 28H223V27L220 26ZM225 28H227V27H225ZM228 28H230V27H228ZM238 28H239V27H238ZM259 28H260V27H259ZM26 29H27V28H26ZM35 29H36V28H35ZM42 29H43V28H42ZM50 29H51V28H50ZM132 29H133V28H132ZM169 29H170V28H169ZM187 29H188V28H187ZM192 29H193V28L190 29V30H191V33H192ZM195 29H196V28H194L193 31H195ZM208 29H209V27H208ZM208 29H207V30H208ZM217 29H218V27H217ZM233 29H234V28H233ZM233 29H231V30H233ZM235 29H236V28H235ZM240 29H241V28H240ZM246 29H247V28H246ZM10 30H11V29H10ZM45 30H46V29H45ZM101 30H106V31L103 32V33L106 32V36H105V38L103 39V42H101V43H99L98 45L92 47V45H91V43H90V42H91V37L93 38V36L95 35V37H98V38H99V37L101 36V34H100V33H101ZM171 30H172V29H171ZM178 30H179V29H178ZM180 30H181V29H180ZM190 30L188 29V32H187V33H189ZM203 30H204V29H203ZM211 30H212V29H211ZM220 30H221V29H220ZM2 31H3V29H2ZM52 31H53V30H52ZM138 31H139V30H138ZM186 31H187V30H186ZM215 31H216V30H215ZM221 31H222V30H221ZM233 31H234V30H233ZM247 31H248V30H247ZM12 32H13V31H12ZM14 32H15V31H14ZM20 32H21V31H20ZM31 32H32V31H31ZM38 32H39V31H38ZM40 32H41V31H40ZM45 32H46V31H45ZM45 32H44V33H45ZM139 32H140V31H139ZM139 32H138V33H139ZM144 32H145V31H144ZM173 32H174V31H173ZM198 32H199V31H198ZM204 32H205V30H204ZM208 32H209V31H208ZM224 32H225V31H224ZM224 32H223V33H224ZM249 32H250V31H249ZM260 32H261V31H260ZM134 33H135V32H134ZM138 33H137V34H138ZM195 33H196V31H195ZM200 33H201V31H200ZM210 33H211V32H210ZM212 33H213V30H212ZM212 33H211V34H212ZM216 33H217V32H215V34H216ZM223 33H222V34H223ZM226 33H227V32H226ZM233 33H234V32H233ZM42 34H43V33H42ZM180 34H181V33H180ZM180 34H179V35H180ZM182 34H183V33H182ZM198 34H199V33H198ZM204 34H205V33H204ZM213 34H214V33H213ZM217 34H218V33H217ZM217 34H216V35H217ZM248 34H249V33H248ZM251 34H252V33H251ZM251 34H250V35H251ZM256 34H257V32H256ZM20 35H21V34H20ZM31 35H32V34H31ZM179 35H178V36H179ZM186 35H187V34H186ZM190 35H192V34H190ZM240 35H241V34H240ZM244 35H245V34H244ZM244 35H243V36H244ZM176 36H177V35H176ZM193 36H194V35H193ZM205 36H206V34H205ZM207 36H209V35H207ZM212 36H213V35H212ZM226 36H227V35H226ZM233 36H234V35H233ZM243 36H242V37H243ZM37 37H38V36H37ZM185 37H186V36H185ZM197 37H198V36H197ZM234 37H235V36H234ZM244 37H245V36H244ZM247 37H248V36H247ZM175 38H176V37H175ZM182 38H184V35H182ZM191 38H193V37H191ZM215 38H216V37H215ZM218 38H219V36H218ZM218 38H217L216 40H218ZM220 38H221V36H220ZM232 38H233V37H232ZM38 39H39V38H38ZM46 39H47V38H46ZM46 39H45V40H46ZM114 39H115V42L113 43ZM179 39L182 40L181 38H179ZM187 39H188V38H187ZM195 39H196V38H195ZM195 39H192V41H193V40L195 41ZM233 39H235V38H233ZM21 40H22V39H21ZM23 40H24V39H23ZM189 40H191V39H189ZM209 40H211V39H209ZM237 40H238V39H237ZM250 40H251V39H250ZM39 41H40V40H39ZM177 41H178V40H177ZM184 41H185V40H184ZM192 41H191V42H192ZM223 41H224V40H223ZM223 41H222V42H223ZM225 41H226V40H225ZM246 41H247V39H246ZM260 41H261V40H260ZM57 42L60 43V41H57ZM189 42H190V41H189ZM196 42H197V41H195V43H194V42H193V43L196 44ZM203 42H204V41H203ZM203 42H201V47L203 46V45H202ZM209 42H211V41H209ZM215 42H216V41H215ZM232 42H233V41H232ZM41 43H43V42H41ZM47 43H48V42H47ZM53 43H54V42H53ZM96 43H97V42H96ZM180 43H182V42H180ZM183 43H184V42H183ZM183 43H182V44H183ZM185 43H186V41H185ZM230 43H231V42H230ZM244 43H245V42H244ZM246 43H247V42H246ZM7 44H8V42H7ZM45 44H46V43H45ZM176 44H177V43H176ZM182 44H181V45H182ZM188 44H189V43H188ZM223 44H224V43H221V45H223ZM249 44H250V43H249ZM249 44H248V45H249ZM1 45H2V44H1ZM52 45H54V44H52ZM94 45H95V44H94ZM114 45H115V46H114ZM153 45H154V44H153ZM179 45H180V44H179ZM184 45H185V44H184ZM191 45H192V44H191ZM221 45H220V46H221ZM248 45H247V46H248ZM41 46H42V45H41ZM62 46H63V45H62ZM116 46H117V47H116ZM139 46L141 47V45H139ZM173 46H174V45H173ZM192 46H193V45H192ZM207 46H208V45H207ZM227 46H229V45H227ZM232 46H235V45H232ZM252 46H253V45H252ZM252 46H251V47H252ZM259 46H260V45H259ZM42 47H43V46H42ZM55 47H57V46L55 45ZM58 47H59V46H58ZM186 47H187V44H186ZM189 47H190V46H189ZM189 47H188V48H189ZM194 47H195V46H194ZM203 47H204V46H203ZM215 47H216V46H215ZM225 47H226V46H225ZM225 47H224V48H225ZM241 47H242V46H241ZM245 47H246V45H245ZM13 48H14V47H13ZM59 48H60V47H59ZM63 48H64V47H63ZM181 48H182V47H181ZM188 48H187V49H188ZM213 48H214V47H213ZM217 48H219V47H217ZM217 48H216V49H217ZM222 48H223V47H222ZM224 48H223V49H224ZM227 48H228V47H227ZM227 48L225 49V51H227ZM260 48H261V47H260ZM16 49H17V48H16ZM163 49H164V48H163ZM176 49H177V47H176ZM216 49H215L214 51H216ZM228 49H230V47H229ZM239 49H240V48H239ZM254 49H255V48H254ZM17 50H18V49H17ZM57 50H58V49H57ZM62 50H63V49H62ZM62 50H61L60 53L63 52ZM154 50H155V49H154ZM177 50H178V49H177ZM180 50H181V49H179V51H180ZM184 50H185V48H184ZM196 50H197V49H196ZM202 50H203V49H202ZM202 50L200 49L201 52H202ZM208 50H209V49H208ZM230 50H231V49H230ZM251 50H252V49H251ZM257 50H258V48H257ZM261 50H262V49H261ZM261 50H260V51H261ZM19 51H20V50H19ZM22 51H23V50H22ZM43 51H44V50H43ZM58 51H59V50H58ZM58 51H57V52H58ZM145 51H146V50H145ZM162 51H163V50H162ZM182 51H183V50H182ZM191 51H192V50H191ZM191 51H190V52H191ZM206 51H207V50H206ZM228 51H229V50H228ZM228 51H227V52H228ZM253 51H254V50H253ZM258 51H259V50H258ZM158 52H159V51H158ZM188 52H189V51H188ZM193 52H194V51H193ZM204 52H205V51H204ZM227 52H226V53H227ZM248 52H249V51H248ZM262 52H263V51H262ZM262 52H261V53H262ZM19 53H20V52H19ZM170 53H171V52H170ZM183 53H184V51H183ZM183 53H182V54H183ZM194 53H196V52H194ZM235 53L237 54V52H235ZM253 53H254V52H252V55H253ZM58 54H59V53H58ZM162 54H163V53H162ZM200 54H202V53H200ZM205 54H208V52L204 53L203 56H205ZM227 54H228V53H227ZM229 54H230V53H229ZM262 54H264V53H262ZM262 54H261V55H262ZM166 55H168V54H166ZM188 55H189V54H187V56H188ZM198 55H199V54H198ZM211 55H216V53H215V54H211ZM225 55H226V54H225ZM225 55H224V59H225V57H226ZM255 55H257V54H255ZM57 56H58V55H57ZM170 56H171V55H170ZM180 56H182V55H180ZM187 56H186V57H187ZM189 56H190V57L192 56V58L194 57V55H192V54L189 55ZM207 56H208V55H207ZM207 56H206V57H207ZM216 56H217V55H216ZM227 56H228V55H227ZM230 56H231V55H230ZM236 56H237V55H236ZM32 57H33V56H32ZM154 57H156V56H154ZM171 57L173 58V56H171ZM228 57H229V56H228ZM255 57H256V56H255ZM258 57H259V56H257L256 59H257ZM172 58H171V59H172ZM181 58H183V57H181ZM199 58H200V56H199ZM235 58H236V57H235ZM253 58H254V57H253ZM263 58H264V56H263ZM263 58H261V60H262ZM47 59H48V58H47ZM60 59H61V58H60ZM162 59H163V58H161V60H162ZM167 59H168V57H167ZM173 59H174V58H173ZM173 59H172V61L174 62ZM185 59H186V58H185ZM189 59H190V58H189ZM200 59H201V58H200ZM219 59H220V58H219ZM221 59H222V57H221ZM227 59H228V58H227ZM230 59H231V58H230ZM240 59H241V58H240ZM191 60H193V59H191ZM215 60H216V58H215ZM222 60H223V59H222ZM236 60H237V59H236ZM258 60H260V59H258ZM263 60H264V59H263ZM56 61H57V60H56ZM56 61H55V62H56ZM59 61H60V60H59ZM61 61H62V60H61ZM127 61H128V60H127ZM127 61H126V62H127ZM164 61H165V59H164ZM183 61H184V59H183ZM183 61H182V63H183ZM199 61H200V60H199ZM201 61H202V60H201ZM206 61H207V62H208V61L211 62L210 59H209V60H206ZM242 61H243V59H242ZM41 62L43 63V61H41ZM51 62H52V64L54 63L53 61H51ZM98 62H99V61H98ZM175 62H176V60H175ZM197 62H198V61H197ZM207 62H205V64H206ZM217 62H219V61H216L215 63H217ZM234 62H235V61H234ZM234 62H233V63H234ZM255 62H256V61H255ZM56 63H57V62H56ZM136 63H137V62H136ZM157 63H158V62H157ZM162 63L164 64V62H162ZM162 63H161V64H162ZM171 63H172V62H171ZM187 63L189 64L188 60H187ZM212 63H213V62H212ZM215 63H214V65H215ZM233 63H232V64H233ZM54 64H55V63H54ZM61 64H62V63H61ZM95 64H96V63H95ZM98 64H99V63H98ZM165 64H166V62H165ZM165 64H164V65H165ZM174 64H175V63H174ZM183 64H184V63H183ZM183 64H182V65H183ZM188 64H187V65H188ZM203 64H204V63H203ZM203 64L201 63V66H202ZM209 64H210V63H209ZM259 64H260V63H259ZM228 65H229V64H228ZM235 65H236V63H235ZM47 66H48V64H47ZM52 66H54V65H52ZM55 66H56V65H55ZM55 66H54V67H55ZM89 66H90V64H89ZM100 66H101V65H100ZM147 66H148V65H147ZM149 66H150V65H149ZM151 66H152V65H151ZM171 66H173V65H171ZM183 66H184V65H183ZM188 66H189V65H188ZM243 66H244V65H243ZM9 67H10V65H9ZM54 67H53V68H54ZM75 67H74V68H75ZM95 67H96V66H95ZM97 67H99V66H97ZM152 67H153V66H152ZM167 67H168V64H167ZM173 67H174V66H173ZM198 67H199V65H198ZM206 67H207V66H206ZM215 67H216V66H215ZM223 67H224V66H223ZM55 68H56V67H55ZM78 68H79V67H78ZM81 68H82V67H81ZM88 68H89V67H88ZM155 68H156V67H155ZM164 68H165V66H164ZM184 68H185V67H183V69H184ZM203 68H204V67H203ZM225 68H226V67H225ZM230 68H231V67H230ZM260 68H261V67H260ZM263 68H264V67H263ZM47 69H48V68H47ZM100 69H101V68H100ZM123 69H124V68H123ZM123 69H122V70H123ZM132 69H134V68H132ZM144 69H145V67H144ZM191 69H192V68H191ZM207 69H208V71H210V70L213 71L214 67H212V65H211V66H209ZM256 69H258V68L256 67ZM110 70H111V69H110ZM122 70H119V71H120L119 73H122V72H121ZM141 70H142V69H141ZM160 70H161V69H160ZM179 70H182V68H181V69H178V71H179ZM200 70H201V68H200ZM203 70H204V69H203ZM226 70H227V69H225V71H226ZM229 70H230V69H229ZM240 70H241V69H240ZM262 70H263V69H262ZM5 71H6V70H5ZM87 71H89V70H87ZM97 71H99V68H98ZM97 71H95V73L99 74ZM112 71H113V70H111V72H112ZM146 71H147V70H146ZM148 71H149V70H148ZM178 71H177V72H178ZM184 71H185V70H184ZM184 71H183V72H184ZM187 71H188V69H187ZM214 71H215V70H214ZM223 71H224V70H223ZM225 71H224V72H225ZM230 71H232V70H230ZM230 71H228V72H230ZM234 71H235V70H234ZM238 71H239V70H238ZM47 72H48V71H47ZM58 72H59V71H58ZM75 72H76V70H75ZM100 72H101V71H100ZM111 72H110V73H111ZM113 72H114V71H113ZM113 72H112V73H113ZM116 72H117V71H116ZM141 72H142V71H141ZM165 72H166V71H165ZM177 72H176V74H177ZM193 72H194V71H193ZM200 72H201V71H200ZM200 72H199V74H200ZM235 72H236V71H235ZM95 73L93 72L94 76H96ZM137 73H138V72H137ZM181 73H182V72H181ZM181 73H180V74H181ZM184 73H186V71H185ZM197 73H198V71H197ZM202 73H203V72H202ZM233 73H234V72H233ZM252 73H254L253 70H252ZM263 73H264V72H263ZM8 74H10V73H8ZM53 74H55V73H53ZM74 74H75V73H74ZM102 74H103V73H102ZM146 74H149V72L146 73ZM178 74H179V73H178ZM226 74H227V73H226ZM226 74L223 73L224 76H225ZM239 74H240V72H239ZM256 74H257V73H256ZM66 75H67V74H66ZM82 75H83V74H82ZM192 75H193V74H192ZM223 75H222V76H223ZM231 75H232V74H231ZM231 75H230V76H231ZM242 75H243V74H242ZM261 75H262V74H261ZM7 76H9V75H7ZM39 76H40V75H38L37 78H38ZM49 76H50V75H49ZM106 76H107V75H106ZM125 76H126V75H125ZM135 76H136V75H135ZM137 76H138V74H137ZM140 76H141V73H140ZM144 76H146V75H144ZM189 76H190V75H189ZM193 76H194V75H193ZM196 76H197V75H196ZM210 76L212 77V74H210ZM222 76H221V77H222ZM224 76H223V77H224ZM237 76H238V74H237ZM258 76H259V75H258ZM104 77H105V76H104ZM169 77H171V76H169ZM169 77H167V78L170 79ZM173 77H175V76H173ZM173 77H172V79H173ZM178 77H179V76H178ZM178 77H177V79H179ZM180 77H183V76L180 75ZM200 77H201V76H200ZM221 77H220V79H221ZM223 77H222V79L224 80ZM260 77H261V76H260ZM260 77H259V78H260ZM30 78H31V77H30ZM39 78H40V77H39ZM137 78H138V77H137ZM140 78H143V77H140ZM188 78H189V77H188ZM188 78H187V79H188ZM197 78H198V76H197ZM215 78H216V77H215ZM239 78H240V77H239ZM243 78H244V77H243ZM10 79H11V78H10ZM40 79H41V80H44L45 77H44L43 79H42V77H41ZM47 79H49V78H47ZM80 79H81V78H80ZM83 79H84V76H83ZM89 79H90V78H89ZM124 79H125V78H124ZM126 79H127V78H126ZM185 79H186V78H185ZM187 79H186V80H187ZM193 79H194V78H193ZM195 79H196V78H195ZM213 79H214V78H213ZM250 79H252V78H250ZM38 80H39V79H38ZM49 80H50V79H49ZM53 80H54V79H53ZM106 80H107V79H106ZM130 80H131V79H130ZM191 80H192V79H191ZM199 80H200V79H199ZM201 80H202V79H201ZM239 80L242 81V79H239ZM9 81H10V80H9ZM35 81H37V79H36ZM44 81H45V80H44ZM46 81H47V80H46ZM73 81H74V80H73ZM113 81H114V80H113ZM113 81H112V82H113ZM125 81H127V80H125ZM134 81H135V80H134ZM134 81H133V82H134ZM142 81H143V80H142ZM146 81H147V80H146ZM150 81H151V80H150ZM178 81H179V80H178ZM184 81H185V80H184ZM195 81H196V80H195ZM212 81H214V80H212ZM220 81H221V80H220ZM67 82H68V81H67ZM95 82H96V81H95ZM106 82H107V81H106ZM108 82H109V81H108ZM139 82H140V79H139ZM159 82H160V81H159ZM159 82H158V83H159ZM199 82H201V81H199ZM221 82H223V81H221ZM238 82H239V81H238ZM258 82H259V81H257V83H258ZM26 83H27V82H26ZM33 83H34V82H33ZM110 83H111V82H110ZM127 83H128V82H127ZM127 83H126V84H127ZM129 83H130V82H129ZM129 83H128L127 85H129ZM177 83H178V82H177ZM179 83H182V82H179ZM184 83H185V82H184ZM187 83H188V82H187ZM196 83H198V81H197ZM208 83H209V81H208ZM212 83H213V82H212ZM214 83H217V81H215ZM214 83H213V84H214ZM227 83H228V81H227ZM253 83H254V82H253ZM253 83H252V84H253ZM262 83H263V81H262ZM1 84H3V83H1ZM12 84H13V83H12ZM20 84H21V83H20ZM34 84H35V83H34ZM42 84H43V82H42ZM42 84H41V85H42ZM48 84H49V83H48ZM57 84H58V83H57ZM64 84H66V83H64ZM102 84H103V83H102ZM126 84H125V85H126ZM141 84H142V82H141ZM154 84H156V83H154ZM203 84H204V83H203ZM205 84H207V83H205ZM245 84H246V82H245ZM254 84H255V83H254ZM258 84H259V83H258ZM26 85H27V84H26ZM49 85H50V84H49ZM55 85H56V84H55ZM81 85H82V84H81ZM116 85H117V84H116ZM119 85H120V84H119ZM121 85H122V84H121ZM132 85H133V84H132ZM159 85H160V84H159ZM171 85H172V84H171ZM214 85H215V84H214ZM229 85H230V84H229ZM235 85H236V84H235ZM19 86H20V85H19ZM57 86H58V85H57ZM86 86H87V85H86ZM111 86H112V85H111ZM129 86H130V85H129ZM133 86H134V85H133ZM137 86H138V85H137ZM139 86H140V85H139ZM162 86H163V85H161V87H162ZM164 86H165V85H164ZM172 86H173V85H172ZM174 86H175V85H174ZM178 86H179V85H178ZM178 86H177V87H178ZM184 86H185V84H184ZM205 86H206V85H205ZM208 86H209V85H208ZM241 86H242V85H241ZM248 86H250V85H248ZM263 86H264V85H263ZM10 87H11V86H10ZM75 87H76V86H75ZM126 87H127V86H126ZM155 87H156V86H155ZM170 87H171V86H170ZM193 87H195V86L193 85ZM212 87H213V86H212ZM212 87H211V88H212ZM229 87H230V86H229ZM13 88H16V86L14 87V85H13ZM17 88H18V87H17ZM17 88H16V90H17ZM21 88H22V87H21ZM80 88H81V87H80ZM123 88H125V86H123ZM127 88H128V87H127ZM136 88H137V87H136ZM142 88H144V87L142 86ZM183 88H184V87H183ZM191 88H192V87H191ZM195 88H197V87H195ZM242 88L244 89L243 86H242ZM259 88H260V86H259ZM259 88H258V89H259ZM261 88H262V87H261ZM64 89H65V88H64ZM71 89H72V87H71ZM77 89H78V87H77ZM116 89H117V87H116ZM125 89H126V88H125ZM133 89H135V88H132L131 90H133ZM150 89H151V88H150ZM157 89H158V87H157ZM166 89H167V88H166ZM171 89H172V88H171ZM176 89H177V88H176ZM228 89H229V88H228ZM16 90H14V91H16ZM23 90H24V89H23ZM54 90H55V89H54ZM54 90H53V91H54ZM81 90H82V89H81ZM142 90H143V89H142ZM153 90H154V89H153ZM155 90H156V89H155ZM164 90H165V89H164ZM168 90L170 91V89H168ZM172 90H174V89H172ZM195 90H196V89H195ZM206 90H207V89H206ZM230 90H231V88H230ZM252 90H254V89L252 88ZM252 90H251V91H252ZM14 91H13V92H14ZM18 91H19V90H18ZM21 91H22V90H20V92H21ZM25 91H26V90H25ZM65 91H66V90H65ZM75 91H76V90H75ZM88 91H89V90H87V92H88ZM103 91L105 92V90H103ZM122 91H123V90H122ZM145 91H147V90H145ZM248 91L251 92L250 90H248ZM263 91H264V90H263ZM16 92H17V91H16ZM79 92H80V91H79ZM85 92H86V91H83V93H85ZM118 92H119V91H118ZM133 92H134V91H133ZM136 92H137V90H136ZM136 92H135V93H136ZM141 92H142V91H141ZM156 92H157V91H156ZM106 93H107V92H106ZM123 93H124V92H123ZM126 93H127V91H126ZM126 93H125V94H126ZM128 93H129V92H128ZM128 93H127V95H128ZM130 93H131V91H130ZM150 93H151V91H150ZM150 93H149V94H150ZM176 93H177V92H176ZM230 93H231V92H230ZM253 93H254V92H253ZM256 93H257V92H256ZM65 94H66V93H65ZM68 94H69V93H68ZM77 94H79V96H80V93H77ZM77 94H76V95H77ZM93 94H94V93H93ZM141 94H143V93H141ZM152 94H153V93H152ZM162 94H163V93H162ZM197 94H198V93H197ZM224 94L226 95L225 92H224ZM233 94H234V93H233ZM260 94H261V93H260ZM5 95H7V94H5ZM21 95H22V98H23V94H22V93H21ZM56 95H57V94H56ZM60 95H61V93H60ZM69 95H70V94H69ZM73 95H74V94H73ZM84 95H86V94H84ZM103 95H105V93H104ZM130 95H131V94H130ZM228 95H229V93H228ZM7 96H8V95H7ZM17 96H18V95H17ZM70 96H72V95H70ZM86 96H87V95H86ZM152 96H153V95H152ZM165 96H166V94H165ZM220 96H221V95H220ZM247 96H248V95H247ZM9 97H12V96L9 95ZM56 97H57V96H56ZM89 97H90V96H89ZM106 97H107V96H106ZM110 97H111V96H110ZM110 97H109V99H112V97H111V98H110ZM124 97H125V96H124ZM124 97H123V98H124ZM155 97H156V96H155ZM155 97H154V99H157V98H155ZM167 97H168V95H167ZM170 97H171V96H170ZM172 97H173V95H172ZM172 97H171V98H172ZM178 97H179V96H178ZM222 97H226V96H222ZM248 97H250V96H248ZM62 98H63V100H65L66 96H65V98H64V97H62ZM83 98H84V97H83ZM90 98H92V99L94 100V98H93L92 96H91ZM179 98H180V97H179ZM236 98H237V97H236ZM244 98L247 99V97H245V95H244ZM253 98H254V97H253ZM260 98H261V97H260ZM24 99H25V98H24ZM35 99H36V98H35ZM104 99H105V98H104ZM106 99H107V102H108V97H107ZM106 99H105V100H106ZM119 99H120V97H119ZM152 99H153V98H152ZM219 99H220V98H219ZM219 99H217V100H219ZM246 99H245V102H246ZM261 99H262V98H261ZM263 99H264V98H263ZM37 100H38V99H37ZM54 100H55V99H54ZM56 100H57V99H56ZM95 100H96V99H95ZM127 100L129 101V99H127ZM130 100H131V98H130ZM138 100H139V98H138ZM140 100H141V99H140ZM166 100H167V99H166ZM170 100H171V99L169 98V101H170ZM190 100H191V99H190ZM227 100H228V99H227ZM232 100H233V99H232ZM238 100H239V99H238ZM0 101H1V100H0ZM8 101H11V100L8 99ZM8 101H7V102H8ZM33 101H34V99H33ZM47 101H48V100H47ZM70 101H71V100H70ZM82 101H83V100H82ZM154 101H155V100H154ZM171 101H172V100H171ZM240 101H241V100H240ZM256 101H257V100H256ZM2 102H3V101H2ZM37 102H38V101H37ZM37 102H36V103H37ZM56 102H57V101H56ZM58 102H59V100H58ZM84 102H85V101H84ZM94 102H96V101H94ZM97 102H98V101H97ZM109 102H110V101H109ZM150 102H151V101H150ZM166 102H167V101H166ZM184 102H185V101H184ZM215 102H216V101H215ZM234 102H235V101H234ZM242 102H243V101H242ZM253 102H254V101H253ZM32 103H33V102H32ZM36 103H35V104H36ZM71 103H72V102H71ZM114 103H115V102H114ZM123 103H124V101H123ZM123 103H122V104H123ZM140 103H141V101H140ZM151 103H152V102H151ZM155 103H156V102H155ZM157 103H158V102H157ZM167 103H168V102H167ZM171 103L173 104V102H171ZM171 103H170V104H171ZM192 103H193V102H192ZM192 103L189 102V105H191ZM196 103H197V102H196ZM249 103H250V102H249ZM263 103H264V100H263ZM2 104H3V103H2ZM33 104H34V103H33ZM72 104H73V103H72ZM105 104H106V102H105ZM112 104H113V103H111L110 105H112ZM117 104H118V103H117ZM136 104H137V103H136ZM158 104L160 105V103H158ZM174 104H175V103H174ZM186 104H188V103H186ZM200 104H202V103H200ZM211 104H212V103H211ZM237 104H238V103H237ZM243 104H244V103H242V105H241L242 108H243ZM255 104H256V103H255ZM258 104H259V103H258ZM15 105H16V104H15ZM20 105H21V104H20ZM23 105H24V104H23ZM40 105H41V103H40ZM44 105H46V104H43V106H44ZM59 105H60V103H59ZM124 105H125V104H124ZM124 105H123V107H124ZM126 105H127V104H126ZM131 105H132V104H131ZM137 105H138V104H137ZM145 105H146V104H145ZM147 105H148V104H147ZM256 105H257V104H256ZM31 106H32V105H31ZM35 106H36V105H35ZM53 106H54V105H53ZM53 106H51V107H49V108H52ZM116 106H118V105H116ZM128 106H129V104H128ZM138 106H140V105H138ZM161 106H162V105H160V107H161ZM173 106H174V105H173ZM2 107H3V105H2ZM22 107H23V106H22ZM80 107L82 108L83 106H80ZM93 107H94V106H93ZM106 107H107V106H106ZM119 107H121V106H119ZM126 107H127V106H126ZM176 107L178 108V106H176ZM176 107H175V110H176ZM198 107H199V109H201L200 106H198ZM257 107H258V106H257ZM11 108H12V107H11ZM19 108H20V107H19ZM39 108H40V107H39ZM39 108H37L36 110L40 111V109H41L42 107H41L40 109H39ZM104 108H105V106H104ZM117 108H118V107H117ZM130 108H132V107H130ZM133 108H134V107H133ZM133 108H132L131 110H133ZM137 108H139V107H137ZM140 108H141V107H140ZM144 108H145V106H144ZM161 108H163V106H162ZM173 108H174V107H173ZM173 108H172V109H173ZM186 108H187V106H186ZM190 108H192V107H190ZM248 108H249V107H248ZM258 108H259V107H258ZM12 109H13V108H12ZM112 109H113V108H112ZM125 109H126V108H125ZM145 109H146V108H145ZM145 109H144V110H145ZM180 109H181V108H180ZM180 109H179V110H180ZM188 109H189V108H187V110H188ZM196 109H198V108H196ZM196 109H195V110H196ZM228 109H229V107H228ZM13 110H14V109H13ZM16 110H17V109H16ZM36 110H35V111H36ZM53 110H56V109H53ZM83 110H84V109H83ZM105 110H106V109H105ZM131 110H130V112H131ZM134 110H135V109H134ZM160 110H161V113H160V112H159V113H160V115H161V114H162V109H160ZM181 110H182V109H181ZM187 110L185 109L186 113H187ZM244 110H245V109H244ZM250 110H251V108H250ZM18 111H21V110L18 109ZM77 111H79V110H77ZM77 111H76V112H77ZM85 111L88 112V110H85ZM95 111H96V110H95ZM125 111H126V110H125ZM139 111H140V109H139ZM149 111H150V110H149ZM176 111H177V110H176ZM189 111L191 112V110H189ZM197 111H198V110H197ZM245 111H246V110H245ZM255 111H256V110H255ZM10 112H11V111H10ZM36 112H37V111H36ZM136 112H137V111H136ZM141 112H142V111H141ZM145 112H146V111H145ZM157 112H158V109L156 110V113H157ZM173 112H174V111H173ZM199 112H200V110H199ZM201 112H202V111H201ZM209 112H210V111H209ZM251 112H252V111H251ZM251 112H250V113H251ZM21 113H22V112H21ZM23 113H24V114H28V112H26V113L23 112ZM30 113H31V110H30ZM39 113H40V112H39ZM41 113H42V111H41ZM77 113H78V112H77ZM96 113H97V112H96ZM104 113H105V112H104ZM108 113H110V112H107V115H108ZM120 113H121V111H120ZM123 113H124V112H123ZM178 113H179V112H178ZM246 113H247V111H246ZM44 114L47 115L45 112H44ZM59 114H61V113H59ZM72 114H73V113H72ZM132 114H133V113H132ZM147 114H149V113H147ZM150 114H151V112H150ZM172 114H173V113H172ZM176 114H177V113H176ZM176 114H175V115H176ZM183 114H184V113H183ZM183 114H182V115H183ZM190 114H191V113H190ZM190 114H189V115H190ZM197 114H198V113H197ZM208 114H209V113H208ZM243 114L245 115V113H243ZM259 114H260V113H259ZM22 115H23V114H22ZM30 115L32 116V115H35V114H33V112H32V114H30ZM30 115H29V117H30ZM55 115H56V113H55ZM69 115H71V114H69ZM74 115H75V114H74ZM105 115H106V114H105ZM115 115H116V114H115ZM135 115H136V114H135ZM137 115H138V114H137ZM139 115H140V114H139ZM156 115H157V114H156ZM209 115H210V114H209ZM216 115H218V114H216ZM228 115H229V114H228ZM238 115H239V114H238ZM260 115H261V114H260ZM20 116H21V115H20ZM37 116H39V115H37ZM41 116H42V114H41ZM83 116H84V115H83ZM93 116H94V115H93ZM109 116H110V115H109ZM152 116H153V115H152ZM152 116H151V118H152ZM154 116H155V114H154ZM154 116H153V118H154ZM162 116H163V115H162ZM172 116H174V115H172ZM190 116H191V115H190ZM223 116H224V115H223ZM229 116H230V115H229ZM253 116H254V114H253ZM253 116H252V117H253ZM15 117H16V116H15ZM22 117H24V116H22ZM33 117H34V116H33ZM48 117H49V116H48ZM48 117H47V118H48ZM75 117H76V115H75ZM77 117H78V116H77ZM131 117H132V116H131ZM133 117H134V116H133ZM136 117H137V116H136ZM179 117H180V116H179ZM187 117H188V116H187ZM191 117H192V116H191ZM206 117H207V116H206ZM212 117H213V115H212ZM220 117H221V116H220ZM239 117H240V116H236V118H238V119H239ZM258 117H259V116H258ZM16 118H19V116H17ZM26 118H27V117H26ZM39 118H40V117H39ZM47 118H46V119H47ZM50 118H52V117H50ZM64 118H65V117H64ZM92 118H97V117H92ZM104 118H106V117H104ZM120 118H123V117H120ZM126 118H127V117H126ZM137 118H138V117H137ZM149 118H150V117H149ZM159 118H160V117L158 116V119H159ZM170 118H171V117H170ZM172 118H174V117H172ZM172 118H171V119H172ZM183 118H184V117H183ZM225 118H226V117H225ZM27 119H28V118H27ZM31 119H32V117H31ZM55 119H56V118H55ZM73 119L75 120L74 122L77 123L76 120H78V118H77V119L73 118ZM140 119H141V118H140ZM155 119H156V117H155ZM161 119H162V118H161ZM168 119H169V118H168ZM176 119H177V118H176ZM185 119H188L187 121H191V120H193V118L191 119L190 117H189V118H185ZM189 119H190V120H189ZM194 119H195V118H194ZM231 119H232V117H231ZM231 119H230V120H231ZM253 119H254V118H253ZM0 120H1V119H0ZM16 120H17V119H16ZM22 120H23V118H22ZM29 120H30V118H29ZM50 120H51V119H50ZM61 120H63V119H61ZM103 120H104V119H103ZM103 120H101V121L104 122ZM120 120H122V119H120ZM123 120H124V119H123ZM127 120H128V119H127ZM141 120H142V119H141ZM153 120H154V119H153ZM159 120H160V119H159ZM159 120H158V122H159ZM210 120H211V119H210ZM213 120H214V119H213ZM236 120H237V119H236ZM249 120H250V119H249ZM6 121H7V120H6ZM6 121H5V122H6ZM11 121H12V120H11ZM24 121H26L25 117H24L23 123H24ZM116 121H117V120H116ZM145 121H146V120L144 119V122H145ZM148 121H149V120H148ZM184 121H186V120H183V123H182V122H181V123L184 124V123H185ZM205 121H206V120H205ZM232 121H233V120H232ZM29 122H30V121H28V123H29ZM33 122H34V121H33ZM39 122H41V119L39 120ZM39 122H38V123H39ZM42 122H43V123H41V124H42V126H44V125H45V123H44L45 121L42 120ZM68 122H69V121H68ZM125 122H126V121H124V123H125ZM142 122H143V121H142ZM158 122H157V123H158ZM162 122H163V121H162ZM195 122H196V121H195ZM203 122H204V121H203ZM210 122H211V121H210ZM233 122H234V121H233ZM21 123H22V122H21ZM23 123H22V124H23ZM26 123H27V122H26ZM61 123H62V121H61ZM115 123H116V122H115ZM118 123H119V122L117 121V123H116L117 126L120 125V124H118ZM134 123H135V122H134ZM151 123H152V121H151ZM155 123H156V122H155ZM164 123H165V122H164ZM181 123H180V124H181ZM188 123H190V122H188ZM188 123H187V125H188ZM248 123H249V122H248ZM17 124H20V121H19ZM22 124H21V126H22ZM63 124H64V123H63ZM65 124H66V126H67V123H65ZM68 124H69V123H68ZM77 124H78V125H79V124L81 125V123H77ZM127 124H128V123H127ZM136 124H137V123H136ZM143 124H144V123H143ZM146 124H147V123H146ZM149 124H150V122H149ZM152 124H153V123H152ZM159 124H160V123H159ZM165 124H166V123H165ZM193 124H194V122H193ZM195 124H196V123H195ZM204 124H205V123H204ZM212 124H213V123H212ZM223 124H224V123H223ZM3 125H4V124H3ZM36 125H37V124H36ZM46 125H47V124H46ZM46 125H45V126H46ZM128 125H129V124H128ZM154 125H155V124H154ZM154 125H152V126H154ZM157 125H158V124H157ZM190 125H191V124H190ZM196 125H197V127H198V124H196ZM239 125H240V124H239ZM244 125H245V124H244ZM55 126H56V125H55ZM63 126H64V125H63ZM112 126H113V125H112ZM124 126H127V125L124 124ZM133 126H134V124H133ZM141 126H143V125H141ZM141 126H140V127H141ZM144 126H146V125L144 124ZM144 126H143V127H144ZM149 126H151V125H149ZM152 126H151V127H152ZM155 126H156V125H155ZM155 126H154V127H155ZM165 126H166V125H165ZM183 126H184V125H183ZM183 126H182V127H183ZM185 126H186V124H185ZM185 126H184V128H185ZM214 126H216V125H214ZM8 127H9V126H8ZM19 127H20V126L18 125V128H17V131H18V132H20L19 130H21V128H19ZM24 127L26 128V126H24ZM27 127H28V126H27ZM32 127H33V126H32ZM79 127H80V126H79ZM130 127H131V126H130ZM146 127H148V126H146ZM158 127H160V126H158ZM162 127H163V126H162ZM167 127H168V126H167ZM182 127H181V128H182ZM257 127H258V126H257ZM259 127H260V126H259ZM33 128H34V127H33ZM46 128H47V127H46ZM54 128H55V127H54ZM111 128H112V127H111ZM113 128H115V127H113ZM133 128H134V127H133ZM141 128H142V127H141ZM164 128H165V127H164ZM253 128H254V127H253ZM263 128H264V127H263ZM18 129H19V130H18ZM34 129H35V128H34ZM47 129H48V128H47ZM67 129H69V128H67ZM80 129H82V128L80 127ZM122 129H123V127H122ZM122 129H121V130H122ZM130 129H131V128H130ZM142 129H143V128H142ZM148 129H150V128H148ZM166 129H168V128H166ZM185 129H186V128H185ZM198 129H200V128L198 127ZM208 129H209V128H208ZM218 129H219V128H218ZM218 129H217V130H218ZM227 129H228V128H227ZM230 129H231V127H230ZM232 129H233V128H232ZM247 129H248V128H247ZM2 130H3V128H2ZM4 130H5V129H4ZM4 130H3V131H4ZM25 130H26V129H25ZM56 130H58V129H56ZM78 130H79V129H78ZM92 130L94 131L93 128H92ZM121 130H120V131H121ZM128 130H129V129H128ZM153 130H154V129H152V131H153ZM157 130H158V128H157ZM160 130H162V128H161ZM168 130H169V129H168ZM188 130L190 131L191 129L188 128ZM201 130H202V129H201ZM209 130H210V129H209ZM220 130H221V129H220ZM248 130H250V129H248ZM252 130H253V129H252ZM252 130H251V131H252ZM254 130H255V128H254ZM259 130H260V128H259ZM32 131L34 132L33 129H32ZM66 131H67V130H66ZM80 131H81V130H80ZM123 131H124V129H123ZM130 131H131V130H130ZM142 131H143V130H142ZM154 131H156V130H154ZM183 131H184V130H183ZM198 131H200V130H198ZM221 131L223 132L224 130H221ZM28 132H29V131H28ZM43 132H44V131H43ZM49 132H51V131L49 130ZM68 132H69V131H68ZM81 132H82V131H81ZM109 132H110V131H109ZM111 132L113 133L114 130H113V131L111 130ZM111 132H110V134H111ZM115 132H116V131H115ZM117 132H118V135L120 136L119 131H117ZM117 132H116V134H117ZM132 132H133V131H132ZM132 132H131V133H132ZM134 132H135V130H134ZM134 132H133L132 134H134ZM146 132H147V131H146ZM146 132H144V134H145ZM160 132H161V131H160ZM186 132H187V131H186ZM196 132H197V131H196ZM252 132H253V131H252ZM29 133H30V132H29ZM29 133H28V134H29ZM37 133H38V132H37ZM44 133H45V132H44ZM52 133H53V132H52ZM121 133H123V132H121ZM125 133H126V131H125ZM127 133H128V132H127ZM140 133L142 134V132H140ZM152 133H153V132H152ZM162 133H163V132H162ZM197 133H199V132H197ZM200 133H201V132H200ZM205 133H207V132H205ZM205 133H204V134H205ZM217 133H218V131H217ZM225 133H227V132H225ZM22 134H23V133H22ZM39 134H40V133H39ZM39 134H38L37 136H40ZM103 134H104V133H103ZM188 134H190V132H188ZM207 134H209V133H207ZM222 134H224V133H222ZM237 134H238V133H237ZM244 134H245V133H244ZM24 135H25V134H24ZM24 135H22V136H24ZM26 135H27V134H26ZM44 135H45V134H44ZM68 135H69V134H68ZM80 135H81V134H80ZM118 135H117V136H118ZM130 135H131V134H130ZM134 135H135V134H134ZM156 135H158L157 132H156ZM185 135H186V134H184V136H185ZM199 135H200V134H199ZM209 135H210V134H209ZM225 135H226V134H225ZM225 135H224V136H225ZM234 135H235V134H234ZM22 136H21V137H22ZM35 136H36V134H35ZM117 136L114 135V137H117ZM142 136H143V135H142ZM150 136H151V135H150ZM189 136H190V135H189ZM192 136H193V135H192ZM207 136H208V135H207ZM211 136H212V134H211ZM213 136L216 137L214 134H213ZM256 136H257V135H256ZM258 136H259V135H258ZM16 137H17V135H16ZM103 137H104V136H103ZM105 137H107V135H105ZM133 137H134V136H133ZM144 137H145V136H143L142 139H143ZM146 137L148 138V135H147ZM151 137H153V136H151ZM151 137H150V138H151ZM168 137H169V136H168ZM208 137H209V136H208ZM229 137H232V136H229ZM244 137H245V136H244ZM249 137H250V136H249ZM12 138H13V137H12ZM44 138H45V137H44ZM50 138H51V136H50ZM147 138H146V139H147ZM156 138H157V137H156ZM159 138H160V137H159ZM212 138H213V137H212ZM219 138H220V137H219ZM10 139H11V138H10ZM17 139H18V138H17ZM33 139H34V138H33ZM115 139H117V138H115ZM118 139H119V138H118ZM139 139H140V138H139ZM142 139H141V140H142ZM146 139L144 140L145 142H146ZM172 139H173V138H172ZM181 139H182V138H181ZM199 139H200V138H199ZM199 139L196 138L197 141H198ZM216 139H217V138H216ZM13 140H14V139H13ZM34 140H36V138H35ZM129 140H130V139H129ZM137 140H138V139H137ZM137 140H136V141H137ZM155 140H156V139H155ZM161 140H162V139H161ZM165 140H166V139H165ZM165 140H163L162 142L167 144L168 142H165ZM183 140H184V139H183ZM189 140H190V139H189ZM192 140H193V142H194V139H193V138H192ZM218 140L220 141L221 139H217V141H218ZM228 140H229V139H228ZM231 140H232V138H231ZM17 141H18V140H17ZM110 141H111V140H110ZM131 141H132V139H131ZM138 141H139V140H138ZM138 141H137V142H138ZM144 141H143V142H144ZM158 141H159V140H158ZM166 141H168V140H166ZM179 141H181V140H179ZM186 141H187V138H186ZM186 141H185V142H186ZM14 142H15V141H14ZM19 142H20V141H19ZM37 142H38V141H37ZM55 142H56V141L53 140V143H55ZM59 142H60V141H59ZM59 142H58V145H60ZM104 142H105V140H104ZM107 142H108V141H107ZM141 142H142V141H141ZM145 142H144V143H145ZM187 142H188V141H187ZM200 142H201V146H202V141H200ZM220 142L223 143L224 141L221 140ZM230 142H231V141H230ZM233 142H234V140L232 141V144H233ZM10 143H11V142H9V144H10ZM44 143H45V142H44ZM44 143H43L42 145H44ZM77 143H78V142H77ZM114 143H116V142H114ZM129 143H131V142H128V144H129ZM134 143H136V142H134ZM138 143L140 144V142H138ZM158 143H159V142H158ZM158 143H157V144H158ZM163 143H161V145L159 144V146H162ZM179 143H180V142H179ZM217 143H218V142H217ZM217 143H216V144H217ZM227 143H228V142H227ZM263 143H264V142H263ZM6 144H7V143H6ZM20 144H21V142H20ZM24 144H25V143H24ZM29 144L31 145V142H30ZM33 144L35 145V143H33ZM37 144H38V143H37ZM40 144H41V143H40ZM48 144H49V143H48ZM48 144H47V146H48ZM56 144H57V143H56ZM105 144H106V143H105ZM166 144H164V145H166ZM170 144H171V143H170ZM170 144H169V145H170ZM192 144H193V143H192ZM205 144H206V143H205ZM211 144H212V143H211ZM211 144H210V145H211ZM216 144H215V148L217 147ZM10 145H12V144H10ZM13 145L16 146V143L13 144ZM30 145H28V148H30V147H29ZM34 145H33V146H34ZM49 145H50V144H49ZM58 145H57V146H58ZM78 145H79V143H78ZM87 145H88V144H87ZM117 145H118V144H117ZM155 145H156V144H155ZM164 145H163V147H164ZM183 145H185V144L183 143ZM233 145H234V144H233ZM47 146H46V147H47ZM114 146H116V144H115ZM114 146H112V147H114ZM119 146H121V145H119ZM142 146H143V144H142ZM166 146H167V145H166ZM170 146H172V145H170ZM175 146H176V145H175ZM58 147H60V148H58L59 151H60L61 146H58ZM125 147H126V146H125ZM137 147H138V145H137ZM185 147H186V146H185ZM185 147H184V148H185ZM198 147H199V145H198ZM219 147H220V144H219ZM15 148L17 149V147H15ZM15 148H14L13 150H16ZM32 148H33V147H32ZM48 148H49V146H48ZM84 148H85V147H84ZM108 148H109V147H108ZM141 148H142V147H141ZM212 148H214L213 145H212ZM215 148H214V149H215ZM217 148H218V147H217ZM217 148H216V149H217ZM7 149H8V148H7ZM19 149H20V147H19ZM43 149H45V148H43ZM43 149H42V151H43ZM62 149H63V148H62ZM190 149H191V145H190ZM200 149H201V148L199 147L198 150L200 151ZM202 149H204V146H203ZM216 149H215V150H216ZM262 149H263V148H262ZM262 149H261V150H262ZM29 150H30V149H29ZM47 150H48V149H47ZM47 150H45V151H47ZM63 150H64V149H63ZM79 150H80V145H79ZM123 150H124V147H123ZM127 150H128V149H127ZM132 150H133V149H132ZM158 150L160 151V148H159ZM163 150H164V149H163ZM188 150H189V149H188ZM211 150H212V149H211ZM218 150H219V149H218ZM18 151H20V150H18ZM21 151H22V150H21ZM48 151H49V150H48ZM85 151H86V149H85ZM124 151H125V150H124ZM139 151H140V150H139ZM161 151H162V150H161ZM164 151H167V149H165ZM170 151H171V149H170ZM196 151H197V150H196ZM201 151H202V150H201ZM203 151H204V150H203ZM208 151H209V150H207V152H208ZM216 151H217V150H216ZM22 152H24V151H22ZM29 152H30V151H29ZM35 152H36V149H35ZM43 152H44V151H43ZM43 152H41V153H43ZM62 152H63V151H62ZM80 152H81V150H80ZM86 152H87V151H86ZM92 152H93V151H92ZM119 152H120V151H119ZM122 152H123V151H122ZM220 152H222V151H220ZM14 153H15V152H14ZM16 153H17V152H16ZM27 153H28V152H27ZM27 153H26V154H27ZM41 153L37 152V154H39V155H40ZM44 153H45V152H44ZM44 153H43V154H44ZM47 153H49V152H47ZM50 153H53V152L50 151ZM88 153H89V152H88ZM100 153H101V152H100ZM128 153H129V152H128ZM136 153H137V152H136ZM139 153H140V152H139ZM162 153H163V152H162ZM164 153H165V152H164ZM201 153H202V152H201ZM216 153H218V152H216ZM216 153H215V157H216ZM45 154H46V153H45ZM62 154H63V153H62ZM120 154H121V153H120ZM133 154H134V153H132V155H133ZM166 154H167V153H166ZM185 154H186V153H185ZM203 154H204V153H202V155H203ZM220 154H221V153H220ZM39 155H38V156H39ZM41 155H42V154H41ZM41 155H40V156H41ZM52 155H53V154H52ZM105 155H106V154L103 153V155H102L103 159L105 158ZM126 155H127V154H126ZM129 155H130V153H129ZM129 155H128V156H129ZM153 155H154V152H153ZM161 155H162V154H160L159 157H161ZM175 155H176V154H175ZM188 155H189V153H188ZM199 155H200V154H199ZM205 155H206V153H205ZM205 155L202 156V157L204 158ZM19 156H20V155H19ZM28 156H29V155H28ZM40 156H39V157H40ZM43 156H44V155H43ZM43 156H42V157H43ZM45 156H46V155H45ZM45 156H44V157H45ZM124 156H125V155H124ZM151 156H152V155H151ZM167 156H168V155H167ZM194 156H195V154H194ZM222 156H223V155H221V157H222ZM23 157H24V155H23ZM36 157H37V156H36ZM42 157H41V159H42ZM49 157H50V156H49ZM49 157H48V158H49ZM85 157H86V156H85ZM92 157H93V156H92ZM198 157H199V156L196 155V158H198ZM217 157H218V159H219V156H217ZM233 157H234V156H233ZM1 158H2V155H1ZM18 158H19V157H18ZM72 158H73V157H72ZM90 158H91V157H90ZM121 158H122V157H121ZM133 158H134V160H135L136 156H133ZM137 158H138V157H137ZM150 158H151V157H150ZM164 158H165V157H164ZM167 158H168V157H167ZM167 158H166V159H167ZM169 158H170V157H169ZM235 158H236V157H235ZM22 159H23V158L21 157L20 160H22ZM34 159H35V158H34ZM68 159H69V158H68ZM84 159H85V158H84ZM103 159H102V160H103ZM122 159H123V158H122ZM161 159H163V158H161ZM171 159H172V157H171ZM183 159H186V158H183ZM200 159H201V157H200ZM200 159H199V160H198V159H197V160L194 159V162L197 161L196 163L199 164ZM213 159H214V158H213ZM218 159H217V161H218ZM18 160H19V159H18ZM18 160H17V161H18ZM20 160H19V161H20ZM30 160H31V158H30ZM35 160H36V159H35ZM39 160H40V159H39ZM42 160H43V159H42ZM70 160H71V159H70ZM72 160H74V159H72ZM100 160H101V159H100ZM100 160H98V161H100ZM123 160L125 161V158H124ZM134 160H133V161H134ZM169 160H170V159H169ZM201 160H203V159H201ZM210 160H211V159H210ZM210 160H209V161H210ZM214 160H215V159H214ZM1 161H2V159H1ZM12 161H13V160H12ZM37 161H38V158H37ZM44 161H46V160H44ZM44 161H43V162H44ZM50 161H51V160H50ZM50 161H49V162H50ZM88 161H89V160H88ZM92 161H93V160H92ZM133 161H132V162H133ZM137 161H138V159H137ZM147 161H148V160H147ZM158 161H159V160H158ZM178 161H179V160H178ZM181 161H182V159H181ZM184 161H185V160H184ZM203 161H206V160H203ZM221 161H223V159H222ZM236 161H238V160H236ZM236 161H235V162H236ZM242 161H243V160H242ZM20 162H21V161H20ZM20 162H19V163H20ZM34 162H36V161H34ZM39 162H40V161H39ZM41 162H42V161H41ZM47 162H48V161H47ZM126 162H127V161H126ZM206 162H207V161H206ZM206 162H205V165H206ZM213 162H215V161H213ZM228 162H229V161H228ZM15 163H16V162H15ZM98 163H99V165L101 164L100 162H98ZM102 163H104V162L102 161ZM127 163H128V162H127ZM148 163H149V162H147V164H148ZM154 163H155V162H154ZM165 163H166V162H165ZM165 163L163 162L162 164H165ZM168 163H169V162H168ZM172 163H174V162H172ZM210 163H211V162H210ZM210 163H209V164H210ZM237 163H238V162H237ZM237 163H235V164H237ZM17 164H18V162H17ZM34 164H35V163H34ZM42 164H43V163H42ZM72 164H74V163H72ZM147 164H146V165H147ZM155 164H156V163H155ZM162 164H161V166H164V167H165V165H162ZM169 164H170V163H169ZM180 164H181V163H180ZM194 164H195V163H194ZM198 164H197V165H198ZM203 164H204V163H203ZM218 164H219V163H218ZM231 164H233L232 167L235 165L234 162L231 163ZM22 165H24V164H22ZM43 165H44V164H43ZM45 165H46V164H45ZM108 165H109V164H108ZM134 165H137V164H134ZM146 165H145V167H148V166H149V164H148V166H146ZM159 165H160V164H159ZM177 165H178V164H177ZM197 165H196V166H197ZM210 165H211V164H210ZM219 165H223V164H219ZM226 165H227V164H226ZM0 166H1V165H0ZM17 166H18V165H17ZM79 166H80V165H79ZM79 166H78V168H79ZM105 166H106V162H105ZM120 166H123V165L121 164ZM127 166H128V165H127ZM171 166L174 167L173 165H171ZM201 166H202V165H201ZM207 166H208V163H207V165H206V168H207ZM212 166L214 167L213 164H212ZM227 166H228V165H227ZM14 167H16V166L14 165ZM21 167H22V166H20V168H21ZM24 167H25V166H24ZM37 167H38V166H37ZM43 167L46 168V166H43ZM93 167H94V166H93ZM96 167H97V166H96ZM101 167H102V165H100L99 168H101ZM150 167H152V166H150ZM150 167H149V168H150ZM153 167H154V166H153ZM225 167H226V166H225ZM230 167H231V166H230ZM232 167H231V168H232ZM11 168H12V167H11ZM105 168L108 169V167H105ZM127 168H128V167H127ZM127 168H125V169H127ZM130 168H131V167H130ZM158 168H159V166H158ZM162 168H163V167H162ZM188 168H190V167H188ZM226 168H228V167H226ZM231 168H229V171H230ZM39 169H40V168H39ZM46 169H47V168H46ZM46 169H45V170H46ZM103 169H104V167H103ZM103 169H101V173H102V170H103ZM125 169H123L124 172L128 171V170L125 171ZM153 169H154V168H153ZM166 169H167V168H166ZM168 169H169V166H168ZM168 169H167V170H168ZM186 169H187V168H186ZM190 169H191V168H190ZM192 169H194V167H193ZM199 169H200V168H199ZM201 169H202V167H201ZM203 169H204V168H203ZM217 169H218V168H217ZM243 169H244V168H243ZM23 170H24V169H23ZM33 170H34V169H33ZM98 170H100V169L97 168L96 171H98ZM110 170H111V169H110ZM110 170H109V171H110ZM160 170H163V169H160ZM167 170H166V172H167ZM174 170H176L175 167H174ZM195 170H197V168H195ZM195 170H193V171H195ZM204 170H205V169H204ZM208 170H209V169H208ZM214 170H216L215 167H214ZM214 170H213V173L215 172ZM260 170H261V169H260ZM20 171H22V170H19V172H20ZM40 171L43 172L42 170H40ZM40 171H38V172H40ZM48 171H49V170H48ZM63 171H64V170H63ZM78 171H80V170L78 169ZM81 171H82V169H81ZM149 171H150V170H148V172H149ZM168 171H169V170H168ZM179 171H180V170H179ZM186 171H187V170H186ZM202 171H203V170H202ZM202 171H200V172H202ZM263 171H264V169H263ZM24 172H25V171H24ZM30 172H31V171H30ZM30 172H29V173H30ZM33 172H34V171H32V173H33ZM55 172H56V171H55ZM72 172H73V171H72ZM99 172H100V171H98V174L101 175ZM134 172H135V170H134ZM136 172H137V171H136ZM159 172H160V171H159ZM191 172H192V170H191ZM217 172H218V170H217ZM22 173H23V172H22ZM29 173H28V174H29ZM46 173H48V172L45 171V174H46ZM153 173H154V170H153ZM167 173H168V172H167ZM173 173H174V172H173ZM180 173H181V171H180ZM192 173H193V172H192ZM192 173L190 174L191 176H192ZM225 173H226V174H229L228 172H225ZM16 174H17V173H16ZM18 174H19V173H18ZM18 174H17V176H18ZM28 174H27V176H28ZM30 174H31V173H30ZM35 174H36V172H35ZM35 174H34V175H35ZM50 174H52V172H51ZM53 174L56 175V173H53ZM102 174H103V173H102ZM126 174H127V173H126ZM144 174H145V172H144ZM146 174L148 175V173H146ZM181 174H182V173H181ZM193 174H194V173H193ZM196 174H197V173H196ZM202 174H203V172H202ZM261 174H263V173L261 172ZM24 175H25V174H24ZM34 175H33V176H34ZM37 175H38V174H37ZM37 175H36V176H37ZM68 175H69V173H68ZM99 175H98V177H100ZM104 175H105V174H104ZM104 175H102V176H103V180H104ZM127 175H128V174H127ZM131 175H133V174H131ZM131 175H130V176H131ZM158 175H159V173H158ZM175 175L177 176V174H175ZM184 175L187 176L186 173H185ZM200 175H201V174H200ZM204 175H205V174H204ZM11 176H12V175H11ZM41 176H42V175H41ZM77 176H78V174H77ZM82 176H83V175H82ZM102 176L100 177V178H101V180H100V184H102V182H101V181H102ZM107 176H108V175H107ZM156 176H157V175H156ZM162 176H164V175H162ZM166 176H167V175H166ZM194 176H196V175H194ZM198 176H199V175H198ZM14 177H16V176H13V178H14ZM39 177H40V176L38 175L37 178H39ZM45 177H47V174L45 175ZM56 177H57V175H56ZM69 177H70V176H69ZM138 177H139V176H138ZM141 177H142V176H141ZM144 177H145V176H144ZM173 177H174V176H173ZM178 177H179V179H180L181 185H183V184L185 185V182H187V181H185V182L183 181V184H182V180H181L180 176H178ZM178 177H177V178H178ZM202 177H203V176H202ZM18 178H19V177H18ZM26 178H27V177H26ZM28 178H29V177H28ZM41 178H42V177H41ZM41 178H40V179H41ZM82 178H84V177H82ZM100 178H99V179H100ZM109 178H110V176H109ZM121 178L123 179L124 177H121ZM159 178H160V177H159ZM170 178H171V177H170ZM189 178H190V176H189ZM193 178H195V177L192 176V182L194 181ZM203 178H204V177H203ZM227 178H229V177H227ZM19 179H20V178H19ZM42 179H45V178H42ZM55 179H56V178H55ZM55 179H54V181H55ZM72 179H74V178H72ZM122 179H121V180H122ZM125 179H126V178H125ZM136 179H137V178H136ZM171 179H172V178H171ZM175 179H176V178H175ZM195 179H197V177H196ZM220 179H221V176H220ZM222 179L224 180V178H222ZM225 179H226V178H225ZM232 179H233V178H232ZM14 180H15V179H14ZM24 180H25V179H24ZM50 180H52V178H51L50 175H49V181H50ZM56 180H57V179H56ZM70 180H71V179H69V181H70ZM76 180H78V178L75 179V182H76ZM112 180H113V179H112ZM131 180H132V176H131ZM141 180H142V178H141ZM143 180H144V179H143ZM162 180H163V179H162ZM203 180H204V179H203ZM205 180H207V179H205ZM205 180H204L203 183H206ZM229 180H230V179H229ZM229 180H228V181H229ZM235 180H236V179H235ZM15 181H16V180H15ZM15 181H14V182H15ZM19 181H20V180L17 181V185H19V184H18V183H20ZM29 181L31 182V180H29ZM29 181H28V182H29ZM49 181H48V182H49ZM60 181H61V180H60ZM104 181L106 182V180H104ZM136 181H137V180H136ZM138 181H139V180H138ZM145 181H146V179L144 180V182H145ZM149 181H150V180H149ZM157 181H158V180H157ZM159 181H160V180H159ZM189 181H190V180H188V183H189ZM231 181H232V180H231ZM39 182H40V181H39ZM75 182H74V183H75ZM82 182L84 183L83 180H82ZM82 182H81V184H82ZM118 182H119V180H118ZM120 182H121V181H120ZM168 182H169V181H168ZM177 182H179V180H178ZM180 182H179V183H180ZM190 182H191V181H190ZM198 182H199V180L197 181V183H198ZM214 182H215V183H216V182L218 183L217 180H214ZM214 182H213V184H214ZM226 182H227V181H226ZM46 183H47V182H46ZM46 183H45V184H46ZM60 183H61V182H60ZM116 183H117V182H116ZM123 183H124V182H123ZM126 183H127V182H126ZM134 183H136V182H134ZM160 183H161V181H160ZM170 183H171V182H170ZM175 183H176V181H175ZM179 183H178V187L180 186ZM188 183H187V184H188ZM13 184H16V182L13 183ZM13 184H12V183L9 184V185H10L9 188H10V187H14V186H12ZM22 184H23V182H22ZM22 184H21V185H22ZM66 184H67V183H66ZM66 184H65V185H66ZM71 184H73V183L71 182ZM106 184L108 185V183H106ZM106 184H105V185H106ZM140 184H141V183H140ZM151 184H152V183H151ZM164 184H165V183H164ZM176 184H177V183H176ZM219 184H220V183H219ZM223 184H224V183H223ZM17 185H15V186H17ZM23 185H24V184H23ZM28 185H29V184H28ZM28 185H27V187H28ZM48 185H49V184H48ZM48 185H46V186L49 187ZM60 185H61V184H60ZM60 185H59V186H60ZM65 185H63L62 187H64ZM84 185H85V184H84ZM132 185H133V184H132ZM143 185H144V184H143ZM166 185H167V184H166ZM166 185H165L164 187H166ZM215 185H216V184H215ZM220 185H221V184H220ZM220 185H219V186H220ZM254 185H255V184H254ZM40 186H41V185H40ZM54 186H55V185H54ZM110 186H111V184H110ZM113 186H114V185H113ZM113 186H112V187H113ZM124 186H125V183H124ZM126 186H127V184H126ZM162 186H163V185H162ZM217 186H218V185H217ZM231 186H233V185H231ZM231 186H230V187H231ZM21 187H22V186H21ZM37 187H38V186H37ZM37 187H36V188H37ZM60 187H61V186H60ZM60 187H59V188H60ZM116 187H117V186H116ZM147 187H148V186H147ZM158 187H160V185H159ZM175 187H176V186H175ZM183 187H184V186H183ZM183 187H182V188H183ZM187 187H188V186H187ZM193 187H195V185H194ZM209 187H210V186H208V188H209ZM257 187H258V186H257ZM6 188H7V187H6ZM15 188H17V187H15ZM18 188H19V186H18ZM18 188H17L16 190H19ZM32 188H33V187H32ZM38 188H39V187H38ZM55 188H56V187H55ZM55 188H54V189H55ZM64 188H65V187H64ZM67 188H68V187H67ZM76 188H77V187H76ZM81 188H82V187H81ZM100 188L102 189V191H103V188H104V190H105V186L100 187ZM100 188H98V189H100ZM132 188H133V186H132ZM132 188H131V189H132ZM134 188H136V187H134ZM154 188H155V186H154ZM202 188H204V186L201 187V189H202ZM222 188H223V187H222ZM231 188H232V187H231ZM245 188H246V186H245ZM250 188H251V187H250ZM23 189H24V188H23ZM43 189H44V188H43ZM45 189H46V188H45ZM45 189H44V190H45ZM50 189H51V188H50ZM101 189H100L99 192H101ZM115 189H116V188H115ZM147 189H149V188H147ZM155 189H156V188H155ZM165 189H166V188H165ZM184 189H185V188H184ZM205 189H206V188H205ZM217 189H218V188H217ZM257 189H258V188H257ZM11 190H12V189H11ZM14 190H15V189H14ZM47 190H48V189H47ZM56 190H58V189L56 188ZM65 190H66V189H65ZM81 190H82V189H81ZM125 190H126V188H125ZM136 190H137V189H136ZM166 190H167V189H166ZM203 190H204V189H203ZM209 190H210V189H209ZM209 190H208V191H209ZM230 190H231V189H230ZM244 190H245V189H244ZM250 190H251V189H250ZM254 190H255V192H256V188H255ZM254 190H253V191H254ZM31 191H32V190H31ZM34 191H35V190H34ZM127 191H128V190H127ZM129 191H130V190H129ZM148 191L150 192V190H148ZM158 191H159V190H158ZM197 191L199 192V190H197ZM223 191H224V190H223ZM242 191H243V189H242ZM242 191H241V192H242ZM245 191H246V190H245ZM245 191H244V194H245ZM261 191H262V190H261ZM15 192H16V191H15ZM20 192H21V191H20ZM38 192H41V191H38ZM62 192H63V191H62ZM66 192H67V191H66ZM96 192H97V191H96ZM151 192H152V191H151ZM153 192H154V191H153ZM153 192H152V193H153ZM164 192H165V191H164ZM23 193H24V192H23ZM26 193H27V192H26ZM48 193H50V191H49ZM56 193H57V192H56ZM78 193H79V192H78ZM101 193H103V192H101ZM101 193H99V194H101ZM112 193H113V191H112ZM125 193H128V192H125ZM139 193H140V192H139ZM159 193H160V192H159ZM171 193H172V192H171ZM189 193H190V195H191V191H190ZM189 193H188V194H189ZM207 193H208V192H207ZM210 193H211V191H210ZM224 193H225V191H224ZM262 193H263V192H262ZM18 194H19V192H18ZM33 194H34V193H33ZM33 194H32V195H33ZM37 194H38V193H37ZM37 194H36V195H37ZM43 194H44V193H43ZM52 194H55V193L53 192ZM58 194H59V193H58ZM92 194H93V193H92ZM95 194H96V193H95ZM110 194H111V191H110ZM131 194H132V191H131ZM131 194H130V195H131ZM142 194H143V193H142ZM162 194H163V193H162ZM162 194H161V195H162ZM188 194H187V196H188ZM227 194H228V193H227ZM240 194H241V193H240ZM246 194H247V193H246ZM252 194H253V193H252ZM21 195H22V194H20V197L18 196L19 199L21 198ZM26 195H27V194H26ZM32 195H31V196H32ZM89 195H90V194H89ZM97 195H98V194H97ZM97 195L94 196V197H95L94 200H96V197H98ZM128 195H129V194H128ZM128 195H127V196H128ZM148 195H149V194H148ZM158 195H160V194H158ZM163 195H167V193H165V194H163ZM168 195H169V194H168ZM172 195H173V194H172ZM178 195H179V194H178ZM190 195H189V196H190ZM236 195H237V194H236ZM236 195H234V196H236ZM249 195H251V194H249ZM23 196H24V195H23ZM59 196H60V195H59ZM59 196H58V197H59ZM65 196H66V195H65ZM77 196H78V195H77ZM127 196H126V198H128ZM132 196H133V195H132ZM146 196H147V194H146ZM170 196H171V195H170ZM197 196H199V193L197 194ZM208 196H209V195H208ZM237 196H239V195H237ZM247 196H248V194H247ZM9 197L11 198L10 195H9ZM9 197H8V199L11 200ZM25 197H26V196H25ZM25 197H23V198H25ZM34 197H36V196H34ZM34 197H32V198H34ZM39 197H40V196L37 197V198H38L37 200H40V201H41L42 199H40ZM69 197H70V196H69ZM69 197H68V198H69ZM72 197H73V196H72ZM78 197H79V196H78ZM78 197H76L77 200L79 199ZM120 197H122V196H120ZM139 197H140V196H139ZM148 197H149V196H148ZM163 197H164V196H163ZM163 197H162V198H163ZM165 197H166V196H165ZM184 197H185V196H184ZM184 197H180V199L182 200V198L184 199ZM193 197H194V195H193ZM193 197H189V198H192V200H194L195 198H196V199H200V198H197L196 195H195V198H193ZM14 198H15V197H14ZM23 198H22V200H23ZM27 198H28V196H27ZM32 198L30 197V199H32ZM80 198H81V197H80ZM122 198H125V197H122ZM159 198H160V197H159ZM167 198H168V197H167ZM173 198H174V197H173ZM176 198H177V197H176ZM176 198H175V199H176ZM178 198H179V197H178ZM247 198H248V197H247ZM28 199H29V198H28ZM70 199H71V197H70ZM73 199H74V197H73ZM131 199H132V197H131ZM140 199H141V198H140ZM163 199H164V198H163ZM186 199H188V198H186ZM186 199H185V200H186ZM253 199H254V198H253ZM12 200H13V199H12ZM20 200H21V199H20ZM25 200H26V199H25ZM33 200H35V202H36V198L33 199ZM61 200H62V198H61ZM61 200H59V201H61ZM65 200H66V199H65ZM134 200H135V199L133 198V201H134ZM138 200H139V199H138ZM181 200H180V201H181ZM225 200H226V199H225ZM28 201H29V200H28ZM48 201H49V199H48ZM73 201H74V200H73ZM105 201L107 202V200H105ZM121 201H122V200H121ZM124 201H125V200H124ZM124 201H123V202H124ZM129 201H131V200H129ZM180 201H179L178 205H179V206H182V205H180ZM188 201H189V200H187V201H185V202L187 203ZM235 201H236V200H235ZM250 201H251V200H250ZM255 201H256V200H255ZM12 202H14V205L12 204V206H15V201L13 200ZM30 202H31V201H30ZM38 202H39V201H38ZM38 202H37V203H38ZM42 202H43V201H42ZM62 202H63V200H62ZM62 202H61V203H62ZM75 202H77V201H75ZM116 202H117V201H116ZM126 202H127V201H126ZM134 202H135V201H134ZM139 202H140V201H139ZM20 203H21V202H20ZM23 203H24V202H23ZM31 203H32V202H31ZM43 203H44V202H43ZM57 203H58V202H57ZM65 203H66V202H65ZM73 203H74V202H73ZM107 203H109V202H107ZM113 203H115V201H113ZM121 203H122V202H121ZM131 203H132V202H131ZM136 203H137V202H136ZM195 203L197 204V202H195ZM205 203H206V202H205ZM234 203H235V202H234ZM239 203H240V202H239ZM255 203H256V202H255ZM6 204H7V203H6ZM27 204H28V202H27L25 205H27ZM44 204H45V203H44ZM69 204H70V203H69ZM74 204H76V203H74ZM133 204L135 205V203H132V206H133ZM141 204H142V203H141ZM151 204H152V203H151ZM176 204H177V203H176ZM256 204H257V203H256ZM256 204H255V205H256ZM23 205H24V204H23ZM33 205H36V204H33ZM66 205H67V204H66ZM77 205H78V204H77ZM81 205H82V204H81ZM123 205H124V204H123ZM126 205H127V204H126ZM143 205H144V204H142L141 207H142ZM157 205H158V204H157ZM160 205H161V204H160ZM163 205H164V204H163ZM178 205H177V206H178ZM186 205H187V204H186ZM219 205H220V204H219ZM234 205H235V204H234ZM47 206H48V205H47ZM57 206H58V205H57ZM75 206H76V205H75ZM92 206H93V205H92ZM115 206H116V204H115ZM119 206H120V205H119ZM139 206H140V205H139ZM190 206H191V205H190ZM25 207H26V206H25ZM28 207H30V206L28 205ZM28 207H26V210H27ZM31 207H33V206H31ZM49 207H50V206H49ZM76 207H77V206H76ZM80 207H83V206H80ZM80 207H78V208L80 209ZM108 207H109V206H108ZM110 207H111V205H110ZM121 207H122V206H121ZM121 207H120V210H121ZM126 207H127V206H126ZM129 207H130V204H129ZM129 207H127V208H129ZM143 207H144V206H143ZM149 207H150V206H149ZM158 207H159V206H158ZM160 207H161V206H160ZM11 208H12V207H11ZM13 208H14V207H13ZM23 208H24V207H23ZM23 208H22V209H23ZM45 208H46V207H45ZM50 208H51V207H50ZM57 208H58V207H57ZM86 208H87V207H86ZM112 208H113V206H112ZM162 208H163V207H162ZM183 208L185 209L184 206H182L181 208L179 207V209H183ZM190 208H191V207H190ZM200 208H203V206H198V209H200ZM231 208H233V206H232ZM234 208H235V207H234ZM236 208H237V207H236ZM246 208H247V207H246ZM255 208H257V207H255ZM24 209H25V208H24ZM46 209H47V208H46ZM62 209H63V208H62ZM66 209H67V208H66ZM68 209H70V208H68ZM79 209H78V210H79ZM87 209H88V208H87ZM124 209H125V208H124ZM124 209L122 208V213H123V215L125 214V213L123 212ZM130 209H131V208H130ZM142 209H143V208H142ZM144 209H145V208H144ZM150 209H152V208H150ZM160 209H161V208H160ZM198 209H197V210H198ZM206 209H207V208H206ZM251 209H252V207H251ZM30 210H32V209H30ZM37 210H38V209H37ZM37 210H36V211H37ZM47 210H49V209H47ZM47 210H46V214H47ZM51 210H52V209H51ZM84 210H86V209H85V206H84ZM99 210H102V209L99 208ZM107 210H109V209H107ZM131 210H132V209H131ZM137 210H138V209H137ZM145 210H146V209H145ZM194 210H195V209H194ZM197 210H196V211H197ZM204 210H205V209H204ZM211 210H212V209H211ZM211 210H210V211H211ZM254 210H255V209H254ZM261 210H262V209H261ZM13 211H14V210H13ZM23 211H25V210H22V212H23ZM36 211H35V212H36ZM44 211H45V210H44ZM49 211H50V210H49ZM72 211H74V209L71 210V212H72ZM79 211H80V210H79ZM81 211H82V210H81ZM102 211H103V210H102ZM112 211H113V210H112ZM134 211H135V210H134ZM155 211H156V209H155ZM174 211H176V210H174ZM200 211H201V209H200ZM202 211H203V210H202ZM205 211H207V210H205ZM205 211H204V212H205ZM210 211H208V213H209ZM255 211H257V210H255ZM255 211H254V212H255ZM11 212H12V211H10V213H11ZM38 212H39V211H38ZM65 212H66V211H65ZM69 212H70V211H69ZM75 212H76V210H75ZM82 212H83V211H82ZM113 212H114V211H113ZM125 212H126V210H125ZM127 212H128V210H127ZM148 212H150L149 209H148ZM151 212H154V211L151 210ZM192 212H194V211H192ZM254 212H253V213H254ZM19 213H20V210H19L18 214H19ZM25 213H26V212H25ZM33 213H34V210H33L32 214H33ZM77 213H78V212H77ZM83 213H84V212H83ZM110 213H111V211H110ZM144 213H145V212H144ZM146 213H147V210H146ZM176 213H177V212H176ZM197 213H199V212H197ZM211 213H212V212L209 213L210 215L207 214V216H208V215L211 216V217H212L211 220H213V222H214L213 224H215V223H216V218H214V217H216V215H214L215 212H214V214H213L214 217H213V215H211ZM217 213H218V212H217ZM22 214H24V213H22ZM22 214L20 215V217H24V216H22ZM42 214H44V213H42ZM46 214H45V215H46ZM59 214H60V213H59ZM59 214H58V215H59ZM79 214H81V213H79ZM114 214H115V213H114ZM114 214H113V215H114ZM116 214H117V213H116ZM129 214H130V212H129ZM148 214H149V213H148ZM150 214H151V213H150ZM161 214H162V213H161ZM199 214H200V213H199ZM218 214H219V213H218ZM260 214H261V213H260ZM7 215H8V214H7ZM7 215H6V216H7ZM14 215H15V214H14ZM30 215H31V214H30ZM45 215H44V216H45ZM60 215H61V214H60ZM71 215H72V214H71ZM95 215H96V214H95ZM103 215H104V212H103ZM125 215H126V214H125ZM131 215H133V214H131ZM139 215H140V214H139ZM139 215H138V216H139ZM152 215H154V213H153ZM3 216H4V214L2 215V217H3ZM34 216H35V214H34ZM34 216H32V217H34ZM39 216H40V214H39ZM46 216H47V215H46ZM72 216H73V215H72ZM75 216H77V215H75ZM82 216H83V215H82ZM85 216H86V215H85ZM96 216H97V215H96ZM108 216H110V215H108ZM117 216H118V215H117ZM127 216H128V215H127ZM155 216H156V214H155ZM157 216H158V214H157ZM199 216H200V215H199ZM261 216H262V215H261ZM13 217H14V216H13ZM15 217H16V216H15ZM17 217H18V215H17ZM20 217H19V218H20ZM56 217H57V216H56ZM56 217H54V219H55ZM69 217H70V216H69ZM69 217H67V218H69ZM78 217H79V216H77V218H78ZM80 217H81V216H80ZM91 217H92V216H91ZM128 217L131 218V216H128ZM140 217H141V216H140ZM256 217H257V216H256ZM19 218H18V219H19ZM28 218H29V216H28ZM58 218H59V217H58ZM77 218H76V219H77ZM85 218H86V217H85ZM99 218H100V217H99ZM101 218H102V217H101ZM103 218H104V217H103ZM117 218H118V217H117ZM125 218H126V216H125ZM205 218H206V217H205ZM213 218L215 219V221H214ZM218 218H219V217H218ZM223 218H224V217H223ZM248 218H249V216H248ZM262 218H263V217H262ZM2 219H3V218H2ZM20 219H21V218H20ZM22 219H23V218H22ZM30 219H31V221L34 220V219L32 220V218H30ZM40 219H41V218H40ZM44 219H45V218H44ZM65 219H66V216H65ZM71 219H73V218L71 217ZM74 219H75V218H74ZM94 219H95V218H94ZM118 219H119V218H118ZM122 219H124V218H122ZM128 219H129V218H128ZM141 219H142V218H141ZM224 219H225V218H224ZM226 219H227V218H226ZM228 219H229V218H228ZM234 219H235V218H234ZM243 219L245 220V218H243ZM260 219H261V218H260ZM11 220H12V221H11ZM11 220H10V221L14 223L13 220H15V222H16L17 218H16V219H12V217H11ZM27 220H28V219H27ZM36 220H37V219H36ZM59 220L61 221V218H60ZM59 220L57 219L56 221H59ZM62 220H63V219H62ZM84 220H85V219H84ZM100 220H101V219H100ZM109 220H110V219H109ZM132 220H133V219H132ZM135 220H136V219H135ZM146 220H147V219H146ZM149 220H150V219H149ZM169 220H170V219H169ZM195 220H196V218H195ZM208 220H209L208 223H210L211 220H210V219H207V221H208ZM217 220H218V219H217ZM220 220H221V219H220ZM222 220H223V219H222ZM246 220L248 221V219H246ZM246 220H245V221H246ZM251 220H252V219H251ZM4 221H5V220H4ZM17 221H18V220H17ZM22 221L24 222L25 220H22ZM68 221H69V219H68ZM72 221H73V220H72ZM79 221H82V220H79ZM95 221H97V219H96ZM102 221H104V220H102ZM102 221H101V222H102ZM105 221H106V220H105ZM173 221H174V220H173ZM257 221H258V220H257ZM260 221H263V220H260ZM28 222H29V221H28ZM37 222H39V221H37ZM46 222H47V221H46ZM61 222H63V221H61ZM65 222H66V221H65ZM108 222H109V221H108ZM116 222H117V220H116ZM118 222H119V221H118ZM151 222H152V221H151ZM203 222H204V220H202V224H203ZM249 222H251V221H249ZM258 222H259V221H258ZM0 223L3 224V220L1 221V217H0ZM13 223H12V224H13ZM20 223H21V221H20ZM24 223H25V222H24ZM29 223H30V222H29ZM29 223H28V224H29ZM68 223H69V222H68ZM95 223H96V222H95ZM97 223H98V222H97ZM184 223H185V222H184ZM200 223H201V221H200ZM245 223H246V222H245ZM251 223H252V222H251ZM261 223L263 224V222H261ZM14 224L16 225V223H14ZM22 224H23V223H22ZM35 224H36V223H35ZM53 224H54V223H53ZM65 224H67V223H64V225H65ZM108 224H109V223H108ZM147 224H148V223H147ZM177 224H178V223H177ZM198 224H199V223H198ZM210 224H212V221H211ZM247 224H248V223H247ZM254 224H255V223H254ZM258 224H260V222L257 223V224H255V225L258 226ZM4 225H5V224H4ZM4 225H3V226H4ZM8 225H9V224H8ZM15 225H14V226H15ZM17 225H20V224H17ZM24 225H25V224H24ZM31 225H32V223H31ZM37 225H38V224H37ZM37 225H36V226H37ZM68 225L70 226V224H68ZM76 225H77V224H76ZM76 225H75V226H76ZM80 225H81V224H80ZM85 225H86V224H84V226H85ZM92 225H94V223H93ZM104 225H105V224H104ZM110 225L112 226L113 224H110ZM123 225H124V224H123ZM127 225H128V224H127ZM190 225H191V224H190ZM193 225H195V224L193 223ZM199 225H200V224H199ZM245 225H246V224H245ZM251 225H252V224H251ZM263 225H264V224H263ZM73 226H74V225H73ZM77 226H78V225H77ZM146 226H147V225H146ZM149 226L152 227V226H151V223L149 224ZM178 226H179V225H178ZM181 226H182V225H181ZM242 226H243V225H242ZM246 226H247V225H246ZM253 226H254V225H253ZM259 226H262V225L260 224ZM0 227H1V226H0ZM8 227H9V226H8ZM21 227H22V225H21ZM21 227H20V228H21ZM24 227H25V226H24ZM33 227H34V226H33ZM40 227H42V226H40ZM47 227H48V225H47ZM52 227H53V226H52ZM54 227H55V224H54ZM58 227H60V226H58ZM80 227H81V226H80ZM87 227H88V226H87ZM125 227H126V226H125ZM129 227H132V225L129 226ZM136 227H137V226H136ZM136 227H135V228H136ZM186 227L189 228L187 225H186ZM191 227H192V226H191ZM202 227H204V224H203ZM239 227H240V226H239ZM10 228H11V226H10ZM10 228H8V229H10ZM20 228H18V229H20ZM25 228H26V227H25ZM25 228H24V230H26V232L28 233L27 228H26V229H25ZM50 228H51V227H50ZM56 228H57V227H56ZM67 228H68V227H67ZM72 228H73V227H72ZM76 228H77V227H76ZM85 228H86V227H85ZM90 228H91V227H90ZM104 228H105V227H104ZM113 228H114V227H113ZM117 228H118V227H117ZM132 228H133V227H132ZM135 228H134V229H135ZM138 228H139V227H138ZM167 228H168V227H167ZM195 228H196V227H195ZM200 228H201V226L198 227V230H199V231L201 230ZM205 228H206V227H205ZM218 228H219V227H218ZM221 228H222V227H221ZM224 228H225V227H224ZM224 228H223V229H224ZM246 228H247V227H246ZM246 228H245V229H246ZM1 229H2V228H1ZM13 229H14V227H13ZM18 229H17V230H18ZM58 229H59V228H57V230H58ZM60 229H61V228H60ZM63 229L65 230L66 227L63 228ZM68 229H69V228H68ZM68 229H66V230H68ZM80 229H81V228H80ZM86 229H87V228H86ZM86 229H85V231H88V229H87V230H86ZM120 229H121V228H120ZM125 229H127V228H125ZM134 229H132V231H133ZM147 229H148V228H147ZM149 229L151 230L152 228H149ZM157 229H159V228H157ZM168 229H170V228H168ZM177 229H178V227H177ZM193 229H194V227H193ZM203 229H204V228H203ZM203 229H202L201 232H203ZM208 229H209V228H208ZM219 229H220V228H219ZM228 229H229V228H228ZM17 230H16V231H17ZM21 230H22V229H21ZM31 230H32V229H31ZM57 230H53V231H57ZM73 230H74V229H73ZM91 230H92V229H91ZM99 230H100V229H99ZM99 230H98V231H99ZM104 230H105V229H104ZM114 230H115V229H114ZM127 230H128V229H127ZM127 230H126V231H127ZM129 230H130V229H129ZM129 230H128L127 234L130 232ZM135 230H137V229H135ZM135 230H134V231H135ZM191 230H192V229H191ZM195 230L198 231L197 229H194V230H193V231H194V234L196 233ZM221 230H222V229H221ZM247 230H248V229H247ZM16 231H15V232H16ZM51 231H52V230H51ZM58 231H59V230H58ZM81 231H82V230H81ZM96 231H97V230H96ZM106 231H107V229H106ZM121 231H124V232H125V230H121ZM142 231H143V229H142ZM179 231H181V230L179 229ZM185 231H186V230H185ZM193 231H192V232H193ZM199 231H198V232H199ZM30 232H32V231H30ZM83 232H84V229H83ZM107 232L110 233V231H107ZM136 232H137V231H135V232H133V233H136ZM139 232H140V231H139ZM192 232H191V233H192ZM204 232H205V231H204ZM208 232H209V231H208ZM242 232H243V231H242ZM256 232H258V231L256 230ZM256 232H255V233H256ZM7 233H9V232H7ZM21 233H22V232H21ZM21 233H20V234H21ZM24 233H25V231H24ZM27 233H26V235H29V234L31 235V233H29V234H27ZM52 233H54V232H52ZM76 233H77V231H76ZM90 233H91V232H90ZM94 233H95V232H94ZM94 233H93V234H94ZM118 233H119V231H118ZM125 233H126V232H125ZM125 233H123V234H125ZM130 233H131V232H130ZM130 233H129V234H130ZM137 233H138V232H137ZM141 233H142V232H141ZM177 233H178V232L176 231V234H177ZM209 233H210V232H209ZM215 233H216V232H215ZM2 234H5V233H2ZM10 234H11V233H10ZM38 234H39V233H38ZM44 234H45V233H44ZM44 234H43V235H44ZM87 234H88V232H87ZM95 234H96V233H95ZM120 234H122V233H120ZM129 234H128V235H129ZM148 234H149V233H148ZM148 234H147V235H148ZM151 234H152V233H151ZM182 234H184V231H183ZM182 234H181L180 236H178V237L183 238V237H182ZM199 234H200V232H199ZM201 234H202V233H201ZM205 234H206V232H205ZM18 235H19V234H18ZM22 235H23V234H22ZM26 235H24V236H25L24 238H26ZM53 235H54V234H53ZM55 235H57V234H55ZM55 235H54V237H55ZM70 235H71V234H70ZM77 235H78V234H77ZM98 235L100 236V234H98ZM111 235H112V234H111ZM136 235H137V234H136ZM144 235H145V231H144ZM147 235H146V237H147ZM169 235H170V234H169ZM187 235H188V233H186V237H185V235H184V240H182V239L180 238V240H181L182 243H183V241H185V242H184V244H185L184 248L181 247V248H183V250H182V251H183V254H181V255H182L183 259H185L186 262H187L188 264H195L196 261H194V259H193V257H192V254H193V252H194V253H195V252H198V251H199L198 249H200L201 247H203V246L205 245V242H204V241H205L207 238L204 240V237H205L206 235H205V236H203V235H199V236H198V234H195L196 237H193V236H195V235H193V236H190V235L187 236ZM8 236H9V235H8ZM10 236H11V235H10ZM60 236H61V235H60ZM68 236H69V235H68ZM75 236H76V235H75ZM78 236H79V235H78ZM81 236H82V238H81ZM90 236H91V235H90ZM93 236H94V235H93ZM104 236L106 237L107 234L104 235ZM138 236L141 237V238L143 237L142 235L140 236V234H138ZM138 236H136V237H137V240H138ZM197 236H198V237H197ZM249 236H250V234H249ZM256 236H257V235H256ZM2 237H3V240H5V241L7 240V239H4V238H6L7 236L5 237V236L2 235ZM19 237H20V236H19ZM19 237H18V239H19ZM27 237H28V236H27ZM29 237H31V236H29ZM29 237H28V238H29ZM32 237H33V239H34L35 236H32ZM43 237H45V236H43ZM58 237H59V236H58ZM58 237L56 236L55 238H58ZM65 237H66V236H65ZM72 237H73V236H72ZM76 237H77V236H76ZM84 237H85V235H83V234L80 235V239H81V241L83 240V244H84V239H83ZM110 237H111V236H110ZM129 237H130V236H129ZM149 237H150V236H149ZM0 238H1V237H0ZM10 238H11V237H10ZM10 238H9V239H10ZM39 238H40V236H39ZM39 238H38V239H39ZM86 238H87V237H86ZM86 238H85V240H86ZM89 238H90V237H89ZM98 238H99V237H98ZM100 238H101V236H100ZM102 238H103V237H102ZM111 238H112V237H111ZM111 238H110V239H111ZM126 238H127V237H126ZM141 238H139V241H140ZM143 238H145V237H143ZM143 238H142V239H143ZM150 238H151V237H150ZM150 238H149V239H150ZM175 238H176V239H179V238H177V237H175ZM1 239H2V238H1ZM11 239H12V238H11ZM35 239H37V238H35ZM49 239H50V238H49ZM59 239H61V237H59ZM73 239L76 240L75 237H73V238H71V239H65V240H66V241H67V240H70V241L72 240L73 243H74V240H73ZM91 239H92V236H91ZM104 239L106 240L107 238H103V240H104ZM108 239H109V238H108ZM110 239H109V240H110ZM112 239H114V238H112ZM112 239H111V240H112ZM142 239H141V241L145 240L146 242H147V240H148V239H147V240H146V239H143V240H142ZM23 240H25V239H23ZM28 240H30V239H27V241H28ZM39 240H40V239H39ZM39 240H38V241H39ZM77 240H79V238H78ZM98 240L101 241V239H98ZM103 240H102V241H103ZM150 240H151V239H150ZM163 240H164V239H163ZM171 240H172V239H171ZM258 240H259V239H258ZM5 241H4V243H5ZM7 241H8V240H7ZM7 241H6V242H7ZM10 241H11V240H10ZM19 241H20V240H19ZM25 241H26V240H25ZM45 241H46V240H45ZM49 241H50V240H49ZM72 241H71V242H72ZM89 241H90V239H89ZM95 241H96V238H95ZM107 241H108V240H107ZM166 241H168V240H166ZM172 241H173V240H172ZM207 241H208V240H206V243H207ZM29 242H30V241H29ZM35 242H36V241H35ZM61 242H62L61 244H63V240H62ZM71 242H67V243L71 244ZM108 242H109V241H108ZM154 242H155V241H154ZM158 242H159V241H158ZM4 243H3V244H4ZM37 243H38V242H37ZM37 243H36V244H37ZM40 243H41V241H40ZM67 243H65L66 247H67V245H68ZM80 243H82V242H79V244H75V245H78V246L80 245V246H81ZM91 243H92V242H91ZM99 243H100V242H99ZM101 243H102V242H101ZM105 243H106V242H105ZM131 243H132V242H131ZM149 243H151V241H150ZM161 243H163V242H161ZM169 243H170V242H169ZM169 243H168V244H169ZM178 243H179V242H178ZM15 244H17V243L15 242L13 245H15ZM56 244H57V243H56ZM97 244H98V243H97ZM110 244H112V242H111ZM117 244H120V243H118V240H117ZM166 244H167V242H166ZM170 244H171V243H170ZM257 244H258V243H257ZM7 245H8V244H7ZM7 245H6V246H7ZM11 245H12V244H11ZM13 245H12V246H13ZM29 245H30V244H29ZM59 245H60V244H59ZM65 245L63 244V246H65ZM75 245H74V246H75ZM108 245H109V243H108ZM114 245H115V244H114ZM114 245H113V246H114ZM4 246H5V244H4ZM23 246H24V245H23ZM47 246H48V245H47ZM52 246H53V245H52ZM74 246H73V244H72V245H68V247H69V250H68V251H69V252H68V257H67V255H64V256L67 257V258H66V259H67V264H84L85 261H83V256H82V251H83V250L81 249L83 246L80 247V249H78V248H76V247H74ZM85 246H86V244H85ZM139 246H140V244H139ZM141 246H142V245H141ZM148 246H149V245H148ZM171 246L174 247L173 243H172ZM181 246H182V244H181ZM25 247H29V246H25ZM38 247H39V246H38ZM45 247H46V246H45ZM50 247H51V246H50ZM54 247H55V246H54ZM66 247H65V248H66ZM68 247H67V249H68ZM97 247H98V246H97ZM110 247H111V246H109L108 248H110ZM115 247H116V246H114V248H115ZM149 247H150V246H149ZM173 247H172L171 249H173ZM204 247H205V246H204ZM209 247H210V246H209ZM7 248H8V247H7ZM35 248H36V247H35ZM39 248H40V247H39ZM39 248H37V249H39ZM52 248H53V247H52ZM84 248H85V247H84ZM84 248H83V249H84ZM108 248H106V249H108ZM111 248H112V247H111ZM111 248H110V249H111ZM153 248H154V247H153ZM179 248H180V246H179ZM181 248H180V249H181ZM59 249H60V248H59ZM91 249H92V248H91ZM115 249H116V248H115ZM147 249H148V248H147ZM147 249H146V250H147ZM160 249H161V248H160ZM160 249H159V250H160ZM205 249H206V248H205ZM205 249H204V250H205ZM0 250L2 251V246H1ZM13 250H14V249H13ZM27 250H28V248L26 249V251H27ZM29 250H31V248H30ZM41 250H42V249H41ZM94 250H95V249H94ZM97 250H98V248H97ZM108 250H109V249H108ZM150 250H151V248H150ZM201 250H202V249H201ZM201 250H200L198 253H200ZM208 250H209V249H208ZM208 250H207V251H208ZM1 251H0V252H1ZM14 251H15V250H14ZM57 251H58V250H57ZM84 251H85V250H84ZM84 251H83V253H85ZM88 251H89V250H88ZM112 251H114V250H112ZM112 251H111V252H112ZM161 251H162V250H161ZM161 251H160V252H161ZM176 251H177V250H176ZM207 251H206V252H207ZM259 251H260V250H259ZM51 252H52V251H51ZM96 252H98V251H95L94 253L96 254ZM100 252H101V251H100ZM102 252H103V251H102ZM102 252L100 253V255L102 254ZM108 252H110V250H109ZM111 252H110L109 254H112ZM115 252L117 253V251H115ZM147 252H148V250H147ZM160 252H159L157 255H158V256L161 255L162 258L167 254V253H166V254L163 256ZM162 252H164V251H162ZM202 252H204V251L202 250ZM202 252H201V253H202ZM14 253H15V252H14ZM36 253H37V252H36ZM45 253H46V252L44 251L43 254H45ZM52 253H53V252H52ZM86 253H87V250H86ZM143 253H144V252H143ZM143 253L141 252V253H139V254H143ZM145 253H146V252H145ZM149 253H150V254H151V253L155 254V253L152 252V251H149ZM164 253H165V252H164ZM204 253H205V252H204ZM10 254H12V253H10ZM17 254H18V252H17ZM30 254H31V253H30ZM50 254H51V253H50ZM62 254H63V253H62ZM97 254H98V253H97ZM104 254H106V253L104 252ZM119 254H120V253H119ZM15 255H16V254H15ZM26 255H27V254H26ZM31 255H32V254H31ZM31 255H30V256H31ZM34 255H35V253H34ZM83 255H85V254H83ZM93 255H94V254H93ZM98 255H99V254H98ZM98 255H97V256H98ZM145 255H146V254H145ZM167 255H169V254H167ZM30 256H29V257H30ZM36 256H37V255H36ZM51 256H52V255H51ZM51 256H50V257H51ZM86 256H87V255H86ZM105 256H106V255H105ZM110 256H111V255H110ZM132 256H133V255H132ZM141 256H142V255H141ZM161 256H160V258H161ZM198 256H199V255H198ZM203 256H205V255H203ZM15 257H16V256H15ZM26 257H27V256H26ZM37 257H38V256H37ZM87 257H88V256H87ZM98 257L100 258V256H98ZM143 257H146V256H144V254H143ZM168 257H170V255H169ZM168 257H167V258H168ZM179 257H180V256H179ZM194 257H195V256H194ZM19 258H20V257H19ZM61 258H62V256H61ZM95 258H96V257H95ZM102 258L104 259V258H106V257L101 256V259H102ZM111 258H112V256H111ZM114 258H115V257H114ZM154 258H155V257H154ZM165 258H166V257H165ZM167 258H166V259H167ZM197 258H198V257H197ZM200 258H201V257H200ZM203 258H204V257H203ZM31 259H32V257H31ZM103 259H102V261H103ZM106 259H107L106 262H108V258H106ZM170 259L173 260L174 258H170ZM177 259H178V257H177ZM177 259H176L175 261H177ZM206 259L208 260V258H206ZM211 259H212V258H210V260H211ZM239 259H240V257H239ZM241 259H242V258H241ZM24 260H25V259H24ZM32 260H33V259H32ZM34 260H35V259H34ZM84 260H85V257H84ZM96 260H97V259H96ZM99 260H100V259H99ZM99 260H98V261H99ZM115 260H116V259H115ZM117 260H118V257H117ZM155 260H156V258H155ZM163 260H165V259H163ZM172 260H171V261H172ZM178 260H179V259H178ZM15 261H16V260H15ZM22 261H23V260H22ZM22 261H20V262L22 263ZM26 261H27V260H26ZM36 261H37V260H36ZM90 261H91V260H90ZM100 261H101V260H100ZM168 261H170L169 258H168ZM181 261H182V260H181ZM203 261H204V259H203ZM205 261H206V260H205ZM29 262H30V261H29ZM37 262H38V261H37ZM37 262H32V263H36V264H37ZM53 262H54V261H53ZM86 262H87V261H86ZM103 262H104V261H103ZM150 262H151V261H150ZM177 262H178V261H177ZM183 262H184V261H183ZM186 262H185V264H186ZM209 262H210V261H209ZM57 263H58V262H57ZM98 263H99V262H98ZM101 263H102V262H101ZM174 263H175V262H174ZM197 263H198V262H197ZM89 264H90V263H89ZM96 264H97V263H96ZM99 264H100V263H99ZM102 264H103V263H102ZM146 264H148V263H146ZM153 264H154V263H153ZM155 264H156V263H155ZM165 264H167V263H165ZM176 264H178V263H176ZM179 264H180V262H179ZM199 264H200V262H199Z\"/></svg>",
  "mask_w": 264,
  "mask_h": 264
}]
</instances>
